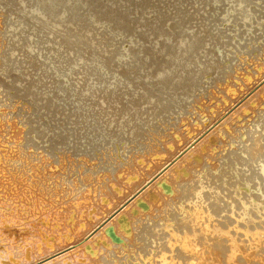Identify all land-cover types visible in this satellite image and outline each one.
<instances>
[{
	"label": "rangeland",
	"instance_id": "374dc122",
	"mask_svg": "<svg viewBox=\"0 0 264 264\" xmlns=\"http://www.w3.org/2000/svg\"><path fill=\"white\" fill-rule=\"evenodd\" d=\"M4 1V2H3ZM9 2V0H0V3L2 4V2H3V4L0 6V24L2 25V27L0 26V38H2V39H0V46H1V49L2 50H0V80H1V82H0V93H2L3 95H1L0 94V104H1V101H3L2 102V104L0 105V116H3V117H1L0 118V127H1V129H0V151L3 153V155L0 157V212H2V211H4V209H7V211L8 210H11V211H9V212H14V211H16V207H15V205H17L18 203H19V205H22L21 203H23L22 201H21V203L20 202H18V201H20V199L23 197V196H25V195H27V193L24 191V190H22L21 189V187L20 186H24L26 183H27V185H25V186H30V188H32V187H34V186H38L37 188L36 187H34V188H32L33 189V191L32 192H34V196H32L33 198L35 197V202H37V196L38 197H40L41 195L43 196H41L43 199H44V201H43V199L40 197L39 199H38V202L36 203V204H38L41 200V202H43V203H41V204H47L48 202L49 203H52L56 198L57 199H59V200H55V202H53L52 204H49V206H48V208H50V211H49V213L51 212V209H52V211L55 209V207H56V209L54 210V212H56V210H57V207H59L58 209L60 210V208H61V210L59 211V210H57V212H62V211H65V210H72L73 208L71 207V206H73V205H75L76 206V211H82V213L83 212H85L84 210H88V208L90 207V206H94L95 207V205H96V207H95V211H97V212H95V215H96V217H94V219H92L90 222H89V224L85 227V223L83 224V227H82V232L84 233V235L85 234H87V232L91 229V228H94L95 227V225H98L99 223H101L102 221H104L105 219L104 218H106V217H108L112 212H114L115 210L114 209H116L117 207H119V205L122 203V201L127 197V196H129L132 192H134L140 185H141V183L143 182V181H147V178H149L150 176H152L153 175V173L156 171V169H159V167H160V169L166 164V162H167V160H168V162H169V159H171V157L173 156V155H176V154H178L177 152L180 150H182L181 148H183L184 149V147H186L187 145V143H190L192 140L191 139H193V137H195V139L199 136L198 134H197V132L199 133V134H202L204 131H206L207 129H209L213 124L215 125L217 122H218V120H219V118H221L222 116H224L234 105H238L237 107H236V109L235 110H233L230 114H227V116L224 118V121H222V123H220V125H216L212 130L213 131H211L212 132V135H216V136H214L215 138H214V145H212L213 146V149H212V152H211V145H208L209 147H207V148H209V149H206V151H205V153H209V151L211 152V153H209V154H206L205 156H207L208 158L207 159H205L204 161H205V163L203 164V162L202 163H200V166H198V163H195L196 164V166H195V164L193 165L194 167H195V172H194V168H193V166H191L192 167V170H193V172H192V170H191V173H193V175L191 176V175H189L188 177H187V179H185V181L184 182H177L176 184H175V190H176V192H175V195H172V196H167L166 198H165V200H166V202H164V203H161L159 206H156V207H154L155 208V210L154 211H152V209L150 210V213H144V214H142L140 217L141 218H139V217H136V218H138L135 222H134V224H133V227L131 228L132 229V231H131V233L129 234V235H125L124 237H123V240L118 244V248H113L111 251H109L108 253H106V251L105 250H103V249H101L100 247H98V250L100 251V252H102V251H105V252H102V253H97V255L96 256H94V257H91V259H87V257H85L84 258V260H82V261H79V264H155L156 262H159L160 261V263H161V257L162 256H164V257H166V259H168L167 261H162V264H173V263H175V264H199L200 262L199 261H201V256H203V249L205 248V246H206V250L208 249L207 248V244L206 245H202L203 243H210V242H207L208 240L207 239H209V238H211L210 240H211V243H212V238H215L216 236L215 235H212L213 233H214V231H213V228H215V226L217 225V226H219L218 224H222V222L223 221H225V219H226V217H227V215H228V217L230 216V214H231V216H230V218H232V222L230 221V218H228V219H226L227 221H225L226 223H224L223 222V224H225V225H223L222 224V226H225V227H228V225H229V227H231L232 229H228L227 228V230H233V232L231 231V234L232 235H234L235 234V236L237 237V235H238V240L240 241V239L241 240H244V241H241L242 243H243V248H244V250H246V251H244V253H247V250L249 249V245H248V243H247V241H249V240H247L248 238H246V237H244L243 236V234H241V232L240 231H238L237 232V230H235V228L233 227V224H234V226H235V224H236V220L239 222V224H243L244 222H242L241 220H239L240 219V217L243 215H241V212H242V210H244L246 207H249L250 208V203H247L246 204V202H250V201H254V202H257L258 200V202H263V205H264V192H261V191H264V185H263V183H264V175L262 176L263 177V179L262 178H260L261 177V173L259 172V171H257L258 169H259V166H258V163L256 164V162L258 161V160H256L257 158H256V156H253L254 154H256L258 151H260V153H261V157L264 159V83L263 84H261L253 93H251L250 95H251V97H250V95L246 98V94H249L250 93V91H252L256 86H258V84L259 83H261L262 81L264 82V12H262V11H264V0H247V2H246V0H245V5H249V7H248V5H247V7H248V9L250 10V12H251V17H250V19H249V21H247V20H245V19H243V17H242V19H241V15L240 14H238V9H237V6L236 7H234V5H238L239 3V1L240 0H230V2H229V0H207V1H205V0H202V2L200 1V0H193L194 1V3H192L191 2V0H181L183 3H186V4H184V6L185 7H183V3H181L180 2V0H178V1H174V0H159V1H157V0H132L133 1V3L134 4H136V5H134V7H133V15H136V17L135 16H133L132 17V23H130V24H132V27L133 28H131V25H128V26H126V28L125 27H123V29H122V31H120V29H121V27L119 28V30H117L118 28L116 27V25L114 24V23H112L113 21H111L108 17H107V20H105L106 19V17L105 16H101L102 18H100V16L99 15H101V14H97L98 12L97 11H94L95 12V14L96 15H98V17H96V15H94V12H92V13H90L89 14V24H90V22H91V24H90V26H91V29L93 30V31H95L97 34H99V35H101L100 37H101V41L102 42H106L105 44H110V45H105L104 43V46L106 47V51L103 49V48H105V47H101V49L99 48V49H97V48H95L94 47V49H95V51H94V49L93 48H91V49H89V51H90V53H88V51H85V50H88V49H83V47L81 46L80 47V50H79V45L77 46H74V47H64V45H63V48H61V50H63V52H61L60 50H59V52H60V54L62 53V54H65L64 56H62V54L60 55V54H58V53H55V52H52V48H50L51 50H48V51H51L50 53L48 52L47 53V50H45V51H43L42 52V42H41V40L39 39L40 37H39V34L37 33V32H34L33 31V24H31V22H29L30 24H31V26H30V24H28V18H24L25 20H23L22 18V16L21 15H17V14H20V13H15V12H13V10L11 11H9V8H8V10H7V4H8V2ZM19 1V6L21 7H19L20 9H22V11H24V13H30L31 11H32V4H31V6H29L30 5V3H27L26 2V0L25 1H23V0H17V2ZM135 1V2H134ZM140 1H141V3H143V4H141L140 3ZM170 1V2H169ZM190 3H189V2ZM196 1L198 2V4L196 3ZM213 1V3L214 2H216V4H213L212 3V5H211V2ZM227 1V2H226ZM20 2H21V5H20ZM139 2V3H138ZM165 2H166V4H165ZM176 3V6L177 7H182V8H184V9H192V10H189L190 11V13H192V15L193 14H195L196 15V17H195V15H193L194 16V20H195V18H196V20L193 22L194 24H193V26L194 27H197V26H199V24H201L202 22L203 23H205V24H203L204 26L206 25V26H208V27H206V29H207V34L208 35H210V36H212V37H210V36H208L207 34H206V36H208V37H206V36H204V39H205V41H207V42H205L204 41V45H206V46H204L205 48V51H207L206 49H208V52L210 51L209 50V46H211V51L209 52V53H211L213 56H222L221 57V59L223 60V62H222V64L225 66V67H227L226 69H228V70H225V72H227V73H225V74H223L222 75V77H219V78H216L217 76H215L214 74H212V77H211V73H209L208 75H207V77L205 76V78H204V85H206V86H204V87H201V86H203V83L201 84V88L199 87V89H198V87H197V89L195 90V89H193L191 92H190V94H188L187 96H185V98H184V101H187L186 103L184 102V104H186L185 106V108L186 109H188L189 108V110H186V112H185V109H180L179 111H176V113H173L172 115H170L169 116V119L170 120H168V118L167 119H165V121L163 122V121H159L160 122V124L159 125H161V127L164 125V128L166 129V125H167V129L165 130L164 129V131H158V130H156V129H154V128H151V129H148V131H146L145 130V134H147L146 135V137L148 136V138L150 137V136H152V137H150L149 138V140L147 141V143L146 144H144L142 147H137V148H133V145L131 144V142H132V140H129V138L131 137V133L128 131V129H126V128H124V129H122L120 132L118 131L117 133H116V131H115V133H114V130H117V128H116V126H115V123H108L107 124V122L106 121H103L102 122V124L105 126H102V124L100 123H97L94 119H93V117L91 116V113L90 112H86V110L84 109V111L79 115V118H75V117H73L75 120H77L78 121V123H77V125L76 126H78L80 129H81V127H82V129L84 130V129H86L87 127H90V126H96V132H95V135L98 137V140L100 141V142H102V143H100V146L97 148V149H95V152H97V154H98V151L102 154V156L100 157V156H98V155H100V154H96L95 153V155H96V157L98 156V158L97 159H95L96 157H94V151H93V153L91 154V155H89L88 153H84L85 151L84 150H86V148H89V145H88V141H87V139H85V138H82V139H75L74 137H72L73 135V133L71 132L72 131V129L74 128V127H72L73 125L71 124V122L68 120V118H69V111L73 108V106H75V105H81V107L82 108H86L85 107V103L87 102V100H89V98L91 99V98H94V97H92L91 96V93L92 92H89V89H87V85H88V88H90V87H93V88H96V84L97 83H95L97 80H96V78H95V76H93V78H92V76H91V74L92 73H94L96 70H99V73L101 72L106 78H107V80H110V79H115L116 81V83H118V82H122V81H124L125 80V84L127 85L128 83V85H129V87H132V90L134 91V90H138L137 88L136 89H134L136 86L138 87V81L137 80H134L132 77V75H131V79H130V75L128 74H126V73H123L124 71H122L124 68H130L131 66H133L132 67V69H135V68H139L138 66L139 65H143V63L142 62H144V63H148V67L149 66H153V69L155 68H157L156 67V65H153L152 63H151V57H150V54H149V52H148V50H149V48L151 47H154V42H156V41H153V40H151V41H149V43L148 42H146L145 41V39L143 38V36L141 35V31L139 30V20L138 19H140V17L143 15V14H141V13H144V15L141 17V19L143 18V17H145V18H143V20H153V18L155 17L154 15H155V13L153 12V11H156L157 9H158V7H159V9L160 10H162V11H167L166 12V14H168V16H166V15H164V17H163V20L164 21H162L163 23H162V26H163V28L166 30V29H170L169 30V32H171V33H169L168 32V30H166L168 33H169V35H166V37H162L161 38V40L160 41H163V40H165V41H168L169 43H173V42H177L176 40L179 38V37H181V36H183L185 33H182V32H187L184 36H186L187 34H188V29L186 30V28H185V30L186 31H184V29L183 28H181L180 26L178 27V26H176V24L178 25V21H177V19L171 14V11H170V7L173 5V4H171V3ZM179 2V3H178ZM204 2L206 3L205 5H204ZM208 2V3H207ZM218 2V3H217ZM221 2H223V3H221ZM226 2V3H225ZM101 3V2H100ZM160 3V4H159ZM192 3V4H191ZM202 3V4H201ZM238 3V4H237ZM247 3V4H246ZM5 4V5H4ZM25 4H26V6H25ZM144 4H145V6H144ZM155 4V5H154ZM165 6H164V5ZM189 6H188V5ZM191 4V5H190ZM201 4V5H200ZM222 4H225V5H222ZM233 5V6H230V5ZM89 5V4H88ZM154 5V6H153ZM180 5H182V6H180ZM187 5V6H186ZM211 5V6H210ZM222 5V6H221ZM226 5L228 6V7H226ZM4 6H5V8H4ZM87 6V5H86ZM153 6V7H152ZM174 6V5H173ZM191 6V7H190ZM200 6V9L198 10V13H199V15H198V13L196 12L197 10L196 9H198V7ZM206 6V7H205ZM26 7V10H24V8ZM28 7V8H27ZM136 7V8H135ZM139 7H141L140 9H138ZM142 7H144V8H142ZM146 7L147 8H149V10L151 11V13H149V11H146V10H148V9H146ZM193 7H194V11H193ZM203 7V8H202ZM205 7V8H204ZM212 9H211V8ZM217 7V8H216ZM224 7V8H223ZM229 7H231V8H229ZM234 7V8H233ZM86 8H88V6L87 7H85V9ZM155 8H156V10H155ZM29 9V10H28ZM136 9V10H135ZM209 9H210V11H209ZM218 9H220V10H218ZM224 10V11H222V10ZM229 9V10H228ZM5 10H6V12H10V13H6L5 12ZM196 10V11H195ZM218 10V11H217ZM229 12H228V11ZM233 10V11H232ZM254 10V11H253ZM26 11V12H25ZM137 11H139V12H137ZM144 11V12H143ZM260 11V12H259ZM135 12V13H134ZM196 12V13H195ZM207 14H206V13ZM217 12V13H216ZM223 12V13H222ZM255 12V13H254ZM259 12V13H258ZM13 13V14H12ZM16 15H15V14ZM203 13H204V15H205V19L204 18H202V16L204 17V15H203ZM220 13H221V15H220ZM260 13H261V15H260ZM4 14H6V15H4ZM139 14V15H138ZM141 14V15H140ZM150 14H152V15H150ZM229 14V15H228ZM257 14V15H256ZM263 14V15H262ZM15 15V16H14ZM94 15V16H93ZM173 17H172V16ZM198 15V16H197ZM209 15V16H208ZM212 15V16H211ZM255 15V16H254ZM3 16V17H2ZM12 16V17H11ZM17 16H18V19L19 20H21L20 22H19V20L17 19ZM152 16H154V17H152ZM170 16V17H169ZM212 18H211V17ZM221 16V17H220ZM227 16V17H226ZM240 16V17H239ZM256 16H258V17H256ZM6 17V18H5ZM15 17H16V19H15ZM168 17H169V23H168ZM175 18V19H172V18ZM202 18V21H201V18ZM209 17V18H208ZM226 17V18H225ZM260 17V18H259ZM263 17V18H262ZM3 18V19H2ZM7 18H9V19H7ZM98 18V19H97ZM100 18V19H99ZM165 18H167V19H165ZM172 20H171V19ZM208 18V19H207ZM220 18V19H219ZM258 21V22H256L255 21V19ZM259 20H258V19ZM1 19H2V21H1ZM6 19V20H5ZM28 19V20H27ZM93 21H91V20ZM109 19V20H108ZM134 19V20H133ZM199 21H198V20ZM213 19H215V20H213ZM222 19H223V21H222ZM225 19V20H224ZM11 20V21H10ZM23 20V21H22ZM97 21V23H96V21ZM207 20H209L210 21V23H209V21H207ZM217 20V21H216ZM219 20V21H218ZM240 20V21H239ZM243 20V22H241ZM254 20V21H253ZM263 20V21H262ZM6 21V22H5ZM7 21H8V23H7ZM10 21V22H9ZM55 21V22H54ZM53 22V28L55 29V28H62L63 26V24H60V22H59V20H57L58 21V23L59 24H57V21L56 20H54ZM98 21L101 23L100 24V27H99V23H98ZM108 21V22H107ZM109 21H110V23H109ZM172 21H174V23L172 22ZM178 23H177V22ZM215 21V22H214ZM5 22V23H4ZM25 22V23H24ZM175 22H176V24H175ZM197 22H198V24H197ZM247 24V25H245V23ZM254 22V23H253ZM10 23H14V25L13 24H10ZM22 23V24H21ZM24 23V24H23ZM27 23V24H26ZM96 23V24H95ZM107 23V24H106ZM137 23H138V25H137ZM173 23V24H172ZM217 23V24H216ZM239 23V24H238ZM260 23V25H258ZM262 23V24H261ZM3 24H4V26H3ZM8 24V25H7ZM18 24V25H17ZM26 24V25H25ZM57 24V25H56ZM70 24H71V22H70ZM106 24V25H105ZM167 24V25H166ZM222 24V25H221ZM237 24V25H236ZM248 24H251L250 26L248 25ZM253 24H255V25H253ZM13 25V26H12ZM60 25V26H59ZM108 25V26H107ZM175 27H174V26ZM219 25V26H218ZM243 27H242V26ZM263 25V26H262ZM7 26V27H6ZM29 26V27H28ZM71 26V25H70ZM93 26V27H92ZM105 26H107V27H105ZM112 26V27H111ZM135 26H137L136 28H135ZM211 26V27H210ZM246 26H248V29L249 28H251L252 26V29H250V30H248L247 29V27ZM11 27V28H10ZM16 27H17V30L15 31V29H16ZM129 28V30H128V28ZM173 27V28H172ZM214 27V28H213ZM216 27V28H215ZM220 27H221V29H220ZM262 27H263V29H262ZM9 28V29H8ZM28 28H30V29H28ZM96 28H97V30L99 31H96ZM104 28V29H103ZM106 28V29H105ZM109 28H111L110 30H109ZM113 28V29H112ZM212 28V29H211ZM226 28V29H225ZM240 28H242V29H240ZM24 29V30H23ZM32 33H28L27 31L28 30ZM95 29V30H94ZM116 29V30H115ZM127 29V30H126ZM174 29H176L175 31H174ZM182 29V30H181ZM210 29V30H209ZM216 29V30H215ZM246 29V30H245ZM254 29V30H253ZM102 30V31H101ZM136 30V33H134V31ZM182 32H181V31ZM208 30L210 31L209 33H208ZM218 30V31H217ZM220 30H222V31H220ZM225 30H226V32H225ZM242 31V33H241V31ZM243 30H245V31H243ZM259 30V31H258ZM5 31V32H4ZM8 31V32H7ZM11 31V32H10ZM19 31H21V33H19ZM26 31V32H25ZM110 31H112V32H110ZM114 31V32H113ZM116 31H118V33L116 32ZM125 31L127 32V33H125ZM133 31V32H132ZM216 31V32H215ZM228 31V32H227ZM253 31H254V33H253ZM25 32V33H24ZM70 32V31H69ZM68 32V33H69ZM72 33L70 34H68L67 33V35H78V31H74V33H73V31H71ZM103 32V33H102ZM130 32V33H129ZM139 34H138V33ZM175 32H177V34L175 33ZM213 32H214V34H213ZM218 32V33H217ZM223 32V33H222ZM248 32V33H247ZM262 32V33H261ZM14 33V34H13ZM34 33V34H33ZM101 33V34H100ZM114 33H116L115 34V36L116 35H118V36H116V37H114ZM123 33V34H122ZM125 33V34H124ZM128 33H129V35H128ZM132 33V34H131ZM134 33V34H133ZM245 33V34H244ZM247 33V34H246ZM252 33V34H251ZM260 33H261V35H260ZM16 34V35H15ZM17 34H19L18 36H20V35H22V36H20V37H22V39H21V41L18 39L19 37L17 36ZM31 34V35H30ZM96 34V35H97ZM119 34H121V35H119ZM137 34V35H136ZM172 34H174V36L172 35ZM176 34V35H175ZM180 34V35H179ZM213 34V35H212ZM242 34H244V35H242ZM3 35H4V37H3ZM16 37H15V36ZM27 37H26V36ZM127 35V36H126ZM132 35H134V36H132ZM139 35H140V38H139ZM217 35V36H216ZM247 35H248V37H247ZM257 35H260L261 37H262V39L260 38V36H257ZM14 36V37H13ZM31 36V37H30ZM107 38H106V37ZM126 36V37H125ZM134 37V38H132V37ZM138 38H137V37ZM179 36V37H178ZM243 36H245V37H243ZM6 37V38H5ZM8 37V38H7ZM39 37V38H38ZM67 37V36H66ZM64 38V39H67V38ZM94 37H95V33H94ZM112 37H113V40H110V39H112ZM171 37V38H170ZM215 37V38H214ZM220 37V38H219ZM4 38V39H3ZM37 38V39H36ZM107 39L108 40V38H109V40L107 41V40H105V39ZM115 38V39H114ZM121 38H122V40H121ZM158 40L160 39V38H158V37H156ZM155 38V39H156ZM165 38V39H164ZM212 38V40L211 41H209V39H211ZM219 38V39H218ZM248 38V39H247ZM127 39V40H126ZM140 39V40H139ZM156 39V40H157ZM168 39H170V40H168ZM217 39H218V41L220 42V43H218V41H217ZM227 41H226V40ZM254 39V40H253ZM2 40V41H1ZM4 40H6V42L8 43V45H7V43L4 41ZM9 40H10V43H9ZM17 40L19 41L18 43H17ZM24 40V41H23ZM39 40V41H38ZM67 40H69V42L68 43H66L67 45H65V46H68V44L70 43V42H72L69 38L67 39ZM104 40V41H103ZM231 40H233L232 42H231ZM250 40V41H249ZM26 41V42H25ZM121 41V42H120ZM137 41L138 42H140L139 44H137ZM141 41H143V42H141ZM213 41V42H212ZM246 41H247V43H246ZM4 42V43H3ZM33 42V43H32ZM63 43L64 41L63 40H61L60 41V43ZM114 42V43H113ZM118 42V43H117ZM133 42V43H132ZM151 42V43H150ZM179 42L181 43H183L184 42V40H180L179 39ZM212 43V45H211V43ZM222 42H224V43H222ZM16 43V44H15ZM26 43H29V44H26ZM31 43V44H30ZM62 43H61V45H62ZM111 43H113L112 45H111ZM120 43V44H119ZM206 43V44H205ZM214 43H216V44H214ZM218 43V44H217ZM231 43L233 44L232 45V47H231ZM258 45H257V44ZM4 44V45H3ZM13 44H15V46L13 45ZM18 44H19V46L20 45H22V46H18ZM135 44V45H134ZM149 44V45H148ZM220 44V45H219ZM223 44H225L224 46H223ZM7 45V46H6ZM31 45V46H30ZM41 45V46H40ZM74 45V44H73ZM132 45V46H131ZM151 45V46H150ZM214 45H216V46H214ZM228 47H227V46ZM239 45V46H238ZM5 46V48H3ZM14 47L13 49H11L12 47ZM26 46H28V47H26ZM34 46V47H33ZM36 46V47H35ZM111 46V47H110ZM113 46V47H112ZM124 46V47H123ZM142 46H143V48H142ZM213 46H214V49H213ZM222 46V47H221ZM230 46V47H229ZM11 47V48H10ZM19 49H18V48ZM75 47H77L76 49H75ZM110 47V48H109ZM138 47H139V49H138ZM146 47H149V48H146ZM237 47V48H236ZM22 48V49H21ZM34 49V50H32V49ZM66 50H65V49ZM70 48H71V50L72 51H74L73 49H75V50H79V53H77V52H72L71 50H70ZM83 49V51H82V49ZM108 48V49H107ZM120 48V49H119ZM226 48V49H225ZM228 48V49H227ZM3 49H4V51H6L5 53L3 52ZM9 49H11V50H9ZM15 49V50H14ZM93 49V50H92ZM213 49V50H212ZM222 49V50H221ZM8 50V51H7ZM19 50H21V51H19ZM24 50H27V52L29 53V55H30V57L31 58H33V60H34V63L32 62V64H29V65H27V69H29L30 67L31 68H33V69H29V70H25L26 72H23V74H21L20 72H17V73H15V71L16 70H13L12 71V69H14L13 68V64H14V62H16L17 63V61L20 59H23V57L25 56V55H28V53L25 51V54H24ZM114 50V52H111V51H113ZM116 50V51H115ZM118 50V51H117ZM136 50V51H135ZM140 50H142V51H144V52H140L139 54H138V56H141V58H142V60H140L139 58L140 57H138L137 56V53L140 51ZM223 50H225L224 52H223ZM227 50V51H226ZM2 51V52H1ZM37 51V52H36ZM66 51V52H65ZM96 51H97V53H96ZM103 51H105V52H103ZM124 51H126V52H128V53H126V52H124ZM135 51V52H134ZM214 51L217 53L216 55H214L215 53H214ZM18 52H21V53H18ZM46 52V53H45ZM71 52V53H70ZM82 52V53H81ZM88 54H87V53ZM100 52V53H99ZM108 52V53H107ZM123 52V53H122ZM227 52H228V54H227ZM229 52H230V54H229ZM8 53V54H7ZM23 53V54H22ZM44 53V54H43ZM55 53V54H54ZM70 53V54H69ZM95 53V54H94ZM110 53V54H109ZM125 53L127 54V55H125ZM146 53V54H145ZM9 55V60L10 61H13V63L11 62V64H10V66H8L9 64H8V60H5V55ZM20 54V55H19ZM75 56H74V55ZM101 54H103V56L105 57H103V56H101ZM107 54H109V55H107ZM114 54V55H113ZM123 54V55H122ZM128 54H130V55H128ZM225 54V55H224ZM11 55V56H10ZM18 55V56H17ZM51 57V59L49 58V56ZM52 55H54L53 57H52ZM56 55V56H55ZM58 55V56H57ZM73 55V56H72ZM76 55H77V57H76ZM142 55H144V56H142ZM203 55V54H202ZM224 55V56H223ZM17 56V57H16ZM21 58H20V57ZM23 56V57H22ZM68 56H69V58H68ZM97 56V58H95ZM110 56L114 59L115 57V59L113 60L114 61V63L117 65V66H119V68L121 67L122 69H120L121 71H122V73H121V71H119L118 69L119 68H117V67H115L114 69H112L111 68V70L113 71L112 73H114V70H118L119 72H117V71H115L116 73H118V74H115L114 75V77H112V74L109 72V71H111L110 70V66L109 65H107L108 64V58H110ZM136 58H138V59H136V60H134V61H139V63L137 62H133L132 63V59L134 58L135 59V57ZM228 56V57H227ZM58 57H60V59L62 60L63 58L62 57H64V59L61 61V60H59V58ZM86 57V58H85ZM123 57V58H122ZM198 57V56H197ZM196 57V62L198 63L199 62V60H203L202 59V57L199 55V57L197 58ZM49 58V59H48ZM58 58V60L55 62V59H57ZM91 58V60H89V59ZM101 58H103V59H101ZM120 58H121V60H120ZM131 58V59H130ZM150 58V59H149ZM233 58V59H232ZM4 59V60H3ZM13 59H15V60H13ZM46 59V60H45ZM52 59H54V62H52L51 60ZM66 59H68L69 60V63L67 62L68 60H66ZM79 59H81V61L79 60ZM82 59H85V60H82ZM88 59V60H87ZM98 61H97V60ZM101 59V60H100ZM130 59V60H129ZM143 59H145L146 61H144ZM164 59H166L165 57H164ZM225 59H226V61H225ZM232 60V61H230V60ZM76 60V61H75ZM103 60H104V62H103ZM116 60V61H115ZM128 60V61H127ZM221 60V61H222ZM3 61V62H2ZM37 61V62H36ZM44 61H46V62H44ZM50 61L52 62V64L50 63ZM64 61V63L66 62L67 63V65L66 64H64V65H66V66H64L63 65V67H64V70H63V67L60 65L61 64V62H63ZM80 62L79 63V65H78V63L77 62ZM87 61V62H86ZM91 61V62H90ZM101 61V62H100ZM123 61H125V63L123 62ZM141 61V62H140ZM148 61V62H147ZM58 62V63H57ZM70 62L73 64V63H76V65L75 64H70ZM96 62H98V63H96ZM123 62V63H122ZM129 62V63H128ZM225 62L227 63V64H225ZM230 62H232V64H230ZM31 63V62H30ZM56 63V64H55ZM84 63V64H83ZM86 63V64H85ZM90 63V64H89ZM91 63H93V65H91ZM101 63V64H100ZM102 63L105 65H102ZM105 63H107V64H105ZM118 63V64H117ZM121 63V65H119ZM135 63H136V65H135ZM140 63H142V64H140ZM199 63H202V61H200ZM198 63V64H199ZM8 64V65H7ZM35 64V65H34ZM46 64V65H45ZM51 64V65H50ZM59 64V65H58ZM82 64V65H81ZM123 64L125 65V66H123ZM134 64V65H133ZM139 64V65H138ZM146 64H144L143 65V67H146ZM34 65V66H33ZM37 65V66H36ZM41 67H40V66ZM50 65V66H49ZM53 65H57V66H53ZM69 65H71L70 67H72V68H70V71H69ZM86 65V67L84 68V66ZM87 65H89V66H87ZM99 65V67L101 68V70H100V68L99 67H97ZM129 65H131V66H129ZM138 65V66H137ZM227 65H230V66H227ZM4 66V67H3ZM6 66V67H5ZM30 66V67H29ZM48 66V67H47ZM59 66V67H58ZM61 66V67H60ZM79 66V67H78ZM82 66V67H81ZM93 66V67H92ZM109 66V67H108ZM137 66V67H136ZM151 66V67H152ZM198 66V65H197ZM43 67V68H42ZM44 67H45V70H44ZM77 67V68H76ZM94 68L95 69V71H94V69L92 70V68ZM135 67V68H134ZM225 67H223V68H225ZM8 68H12V69H9L8 70ZM35 68V69H34ZM47 68V69H46ZM48 68H49V70H48ZM53 68V69H52ZM58 70H57V69ZM67 68V70H65ZM85 70H84V69ZM96 68H98V69H96ZM104 68H107V71L106 72H109L110 74V76L108 75V74H104V73H106L105 72V69ZM127 68V69H128ZM3 69V70H2ZM25 69V68H24ZM39 69H41V70H39ZM62 71H61V70ZM73 69H74V71H73ZM83 69V70H82ZM87 69H89V70H87ZM131 69V68H130ZM7 70H8V72L11 74V73H13V75H9V74H7L6 72H7ZM42 70H44V71H42ZM52 70V71H51ZM57 70V71H56ZM76 70V71H75ZM79 70V71H78ZM82 70V71H81ZM91 70V71H90ZM103 70H104V72H103ZM109 70V71H108ZM224 70V69H223ZM32 71V72H31ZM39 71V72H38ZM61 71V72H60ZM69 71V72H68ZM78 71V74H75L76 72ZM87 71H88V73H87ZM89 71H90V73H89ZM94 71V72H93ZM157 71H159L160 72V70H157ZM50 74H49V73ZM64 73V74H61V73ZM76 75H73L72 76V74L73 73ZM81 72H82V74H81ZM84 72H86V73H84ZM26 73H28L29 75H27ZM31 73L33 74V75H31ZM43 73V74H42ZM47 73V74H46ZM54 73V74H53ZM120 73V74H119ZM20 74V75H19ZM34 74H36L35 76H34ZM46 74V75H45ZM49 74V75H48ZM53 74V75H52ZM58 74H60V75H58ZM66 74H68L67 75V77H66ZM85 74H87V77H88V79H92V83H91V85L89 84L90 82H89V80L87 79V81L85 82V80H86V76H85ZM227 74V75H226ZM24 75H26L25 77H24ZM52 77H51V76ZM63 75H65L64 76V78H63ZM78 75H81V76H79L78 77ZM90 75V76H89ZM110 77V78H108V76ZM121 75V76H120ZM6 76H8V77H6ZM20 76H21V78L22 79H24V80H22L21 78H20ZM32 76V77H31ZM38 76V77H37ZM42 76V77H41ZM51 78H55V77H57V78H55V80L54 79H51ZM124 76V77H123ZM223 76H226V77H223ZM13 78V77H15L16 79H17V81L16 82H18V83H16V85L15 86H17V88H16V90L19 92V94H15V90H13V93L9 90L8 91V89H11V84H12V79L11 78ZM42 79H40V78ZM45 77H46V80H43V79H45ZM58 77H60V78H58ZM70 77V78H69ZM71 77H73L72 79L73 80H71ZM81 77H84L83 78V80H81L82 78ZM91 77V78H90ZM118 77V78H117ZM208 77H210V78H208ZM33 78L37 81V80H40L41 82H42V84L40 83V86L42 87V85L44 86V88H45V86H46V88L47 87H49V89H50V87L52 86L53 88H51L52 90H47V89H44V88H41V87H39L40 89H42V90H45V95L49 98V100H50V102H52L50 105H48L47 107H45V106H43V110H42V106H39V105H42L43 103H41V102H39L38 103V101H37V98H36V95L34 96V88L32 87V86H30V85H32V82L34 81L33 80ZM63 80H62V79ZM66 78V79H65ZM67 78H69V79H67ZM81 80H79V79ZM208 78V79H207ZM215 78V79H214ZM222 78V79H221ZM243 78V79H242ZM245 78H247L246 79V81H245ZM30 79H32L31 81H29L28 83H27V81L28 80H30ZM78 79V80H77ZM85 79V80H84ZM95 81H94V80ZM119 79V80H118ZM128 79V80H127ZM133 79V80H132ZM210 79V80H209ZM214 80V82H213V80ZM217 79H219L217 82H216V80ZM241 80L242 79V82H243V84L241 85L240 83H242L241 81H239V80ZM5 81V84H4V81ZM21 80V81H20ZM50 80H51V82H50ZM57 80H59V81H61V83L60 82H58ZM70 82H69V81ZM76 80V81H75ZM129 80H131L130 82H129ZM207 80H209V82L207 81ZM230 80V81H229ZM49 81V82H48ZM58 82V84H57V82ZM72 81H73V83H72ZM74 81H75V83H74ZM142 81L143 82H145V80H143L142 79ZM234 81L238 84V85H240V87L236 84V83H234ZM249 81V82H248ZM23 82V83H22ZM26 82V83H25ZM47 84H46V83ZM54 82H56V83H53ZM62 82H64V83H62ZM77 82V83H76ZM79 82V83H78ZM84 84H83V83ZM93 82H94V84H93ZM126 82H128V83H126ZM136 82H137V84H136ZM213 82V83H212ZM227 82H229L230 84H228ZM2 83V84H1ZM6 83H8V85L6 84ZM31 83V84H30ZM44 83V84H43ZM51 83H52V85H51ZM85 83H86V85H85ZM206 83V84H205ZM209 83V84H208ZM4 84V85H3ZM21 84H22V87H21ZM30 84V85H29ZM46 84V85H45ZM64 84V85H63ZM76 85V88H74L75 90L74 91H72L73 89V86H75ZM78 84V85H77ZM227 84V85H226ZM233 84V85H232ZM4 86V87H1V86ZM5 85H6V87H5ZM27 85V86H26ZM53 85H55V86H53ZM67 85H69V87L67 86ZM70 85H73V86H71L70 87ZM79 85H81V86H79ZM232 87H230V86ZM235 85H237L236 87H235ZM57 86V87H56ZM62 86V87H61ZM90 86V87H89ZM224 86L228 89H226V88H224ZM31 87H32V89H31ZM64 87H65V89H64ZM83 87V88H82ZM85 87H86V89H85ZM206 87V89H204ZM5 88H6V90H5ZM23 88H25V89H23ZM26 88L28 89V90H26ZM30 88V89H29ZM56 88H57V90H56ZM60 88V90L61 91H58V89ZM61 88H63V89H61ZM67 88V89H66ZM72 89V90H71ZM78 89H80L84 94H82V92L80 91V90H78ZM83 89V90H82ZM85 89V90H84ZM91 89V88H90ZM101 89V88H100ZM202 89V90H201ZM19 90H22V91H19ZM53 90H55V92L53 91ZM62 90H63V92H62ZM69 90H70V92L71 93H68L69 92ZM86 90H88V91H86ZM203 90H207V91H203ZM221 90H223V91H221ZM228 92H227V91ZM24 91H25V93H24ZM26 91H27V93H26ZM30 91V93H28ZM33 91V92H32ZM50 91H53V92H50ZM65 91V92H64ZM76 91H79L80 93H78V92H76ZM195 91V92H194ZM3 92H7V94L6 93H3ZM23 92V93H22ZM94 92V91H93ZM197 92V93H196ZM200 92V93H199ZM233 92V93H232ZM9 93V94H8ZM21 93V94H20ZM192 93V94H191ZM202 93V94H201ZM229 93V94H228ZM14 95L13 97H11L10 95ZM26 94L27 95H30L29 97L28 96H26ZM33 94V95H32ZM52 94H54V95H52ZM58 94H59V96H58ZM78 94V95H77ZM80 94V95H79ZM88 94H90V95H88ZM8 95V96H7ZM24 95L26 96V97H28V100L26 99V97H24ZM71 95H73L74 96V98H73V96L71 97ZM100 95H102V93L100 94H98V96H97V98L96 99H98V101L99 102H97L96 101V99H93V100H95L94 101V104H95V107L97 108V107H99V105L101 106L100 108H102V107H107L103 102H101V99H102V97H100ZM194 95V96H193ZM7 98H6V97ZM50 96V97H49ZM54 98H53V97ZM56 96H58V97H56ZM63 96V97H62ZM68 96V97H67ZM70 96V97H69ZM76 96L77 97H80V98H76ZM91 96V97H90ZM3 97H4V99H3ZM9 97H11V98H13V99H11V98H9ZM21 97V98H20ZM32 97H35L36 98V101L34 102V103H36V106H34L35 104L33 103V101L35 100L34 98H32ZM46 97V98H47ZM56 97V98H55ZM193 97V98H192ZM244 98V101L245 102H243V101H241L242 100V98ZM1 98L3 99V100H1ZM23 98V99H22ZM25 98V99H24ZM67 98V99H66ZM70 98V99H69ZM75 98L76 99H79V101L78 100H75ZM84 98V99H83ZM228 98V99H227ZM249 98V99H248ZM7 99V100H6ZM21 99V100H20ZM55 99V100H54ZM57 99H58V101L60 102V104H59V102L57 101ZM61 99V100H60ZM241 99V100H240ZM248 99V100H247ZM11 102H10V101ZM20 100V101H19ZM24 102H23V101ZM40 100V99H39ZM70 100V101H69ZM73 100V101H72ZM5 101H6V103H5ZM29 101H30V103H29ZM67 101V102H66ZM75 101V102H74ZM81 101H83V102H81ZM85 101V102H84ZM13 102H15V103H13ZM32 102V103H31ZM72 102V103H71ZM76 102H77V104H76ZM96 102V103H95ZM238 102V103H237ZM20 103V104H19ZM22 103V104H21ZM23 103H28V106L25 104L24 106H23ZM69 105L68 107H65V106H67V104ZM74 103H75V105H74ZM98 103H99V105H98ZM189 103V104H188ZM241 103H243V104H241ZM15 104V105H14ZM32 104V105H31ZM34 104V105H33ZM53 104V105H52ZM62 104V105H61ZM73 104V105H72ZM187 104L189 105L188 106V108H187ZM2 105H4V107L2 108ZM13 105V106H12ZM20 105L22 106L21 108H20ZM38 105V106H37ZM77 105V106H78ZM96 105H98V106H96ZM16 106V107H15ZM27 106V107H26ZM32 106H34V107H32ZM50 106V107H49ZM205 107V109H204V107ZM209 106V107H208ZM7 107H9L8 108V111H7ZM19 107V108H18ZM60 107V108H59ZM207 107V108H206ZM5 108V109H4ZM10 108H12V109H10ZM13 108L15 109V110H13ZM22 108H24V109H22ZM34 108V109H33ZM38 108H41V109H38ZM71 108V109H70ZM202 108V109H201ZM209 108V109H208ZM230 108V109H229ZM19 109V110H18ZM46 110V112H45V110ZM61 109V110H60ZM67 109V110H66ZM70 109V110H69ZM204 109V110H203ZM208 109V110H207ZM4 110V111H3ZM24 110V111H23ZM25 110H26V112H25ZM29 110V111H28ZM49 110V111H48ZM201 110H202V112H204V113H201ZM5 111H7V113H5ZM9 111H10V113H11V115H12V117H13V119L11 118V115H10V113H9ZM17 111V112H16ZM32 111L34 112V113H32ZM37 111H41V113H39V116H38V113H37ZM52 111V112H51ZM59 111V112H58ZM80 111V110H79ZM182 111V112H181ZM205 111H206V113H205ZM207 111H209V113L207 112ZM29 112V113H28ZM51 112V114H49ZM56 112V113H55ZM58 112V113H57ZM81 112V111H80ZM181 112V113H180ZM184 112V113H183ZM241 112V113H240ZM3 113H5L4 115H3ZM23 113V114H22ZM28 115H27V114ZM43 113H44V115H43ZM47 113H48V115H47ZM54 113V114H53ZM85 113H86V115H85ZM89 113H90V116H88L89 115ZM32 116H31V115ZM36 114V116H34ZM41 114V115H40ZM58 114H60V115H58ZM66 114H67V116H66ZM176 114V115H175ZM177 114L179 115V116H177ZM6 115V116H5ZM14 115V116H13ZM16 115L18 116V117H16ZM54 115H56V117L54 116ZM174 115H175V117H174ZM197 115L199 116V118H197ZM8 116V117H7ZM20 116V117H19ZM29 116H30V118H29ZM44 116V117H43ZM47 116H49L48 118H47ZM54 117V119H52L53 117ZM61 116V117H60ZM185 116V117H184ZM202 116V117H201ZM221 116V117H220ZM16 117V120L14 119ZM22 117V118H21ZM25 117V118H24ZM38 117V118H37ZM81 117V118H80ZM182 117H184V118H182ZM11 118V119H10ZM20 118V119H19ZM29 120V122H28V120ZM51 118V119H50ZM59 118V119H58ZM82 118H83V120H82ZM92 118V119H91ZM180 118V119H179ZM185 119L184 121L182 120V119ZM193 118V119H192ZM194 118H196L195 120H194ZM201 118H203V119H201ZM8 121H7V120ZM35 119V121L33 122V120ZM50 119V120H49ZM88 119H89V121H88ZM177 119H179L178 121H176ZM198 119H201V120H203L204 121V119H205V121L203 122V125H201V123L202 122H200L201 120H198ZM5 120V121H4ZM10 120H12V121H10ZM14 120V121H13ZM40 120H41V122H40ZM56 120H58V121H56ZM60 120V121H59ZM64 120V121H63ZM66 120V121H65ZM82 120V121H81ZM91 120V121H90ZM187 120V121H186ZM7 121V122H6ZM10 121V122H9ZM19 121H20V123H19ZM22 121V122H21ZM38 121V122H37ZM45 121V122H44ZM50 121V122H49ZM52 121V122H51ZM93 121V122H92ZM175 121H176V125H175ZM198 121H199V123L200 124H198ZM13 124H12V123ZM36 122H37V124H36ZM40 122V123H39ZM51 126H49L47 123ZM61 122V123H60ZM66 122V123H65ZM68 122V123H67ZM83 122L85 123V124H83ZM163 122V123H162ZM185 122V125H183V123ZM188 122V127H187V123ZM19 123V124H18ZM25 123V124H24ZM57 124L56 125V127H55V125L54 124ZM60 123V124H59ZM88 123V124H87ZM162 123V124H161ZM166 123V124H165ZM195 123V124H194ZM1 124H2V126H1ZM5 124H7V125H5ZM16 124V125H15ZM20 124H21V126H20ZM24 124V125H23ZM27 124V125H26ZM30 124V125H29ZM38 124H40V125H38ZM41 124H44L43 126L41 125ZM59 124V125H58ZM62 124V125H61ZM68 124H70L69 126H68ZM79 124V125H78ZM90 124V125H89ZM113 125V126H110V125ZM170 124V125H169ZM53 125H54V127H53ZM86 125H88V126H86ZM98 125V126H97ZM108 125V126H107ZM169 125V126H168ZM195 126L196 127V129L194 128V126H193V128L191 129V126ZM199 125V126H198ZM3 126H5V127H3ZM13 128H12V127ZM18 126H19V128H18ZM45 126V127H44ZM46 126H47V129H46ZM61 128H60V127ZM72 127V129H71V127ZM85 126V127H84ZM102 126V127H101ZM110 126V127H109ZM115 126V127H114ZM170 126H173V128H174V130H173V128L171 127V129H170ZM184 126V127H183ZM204 128H206L205 130L203 129V127ZM15 127V128H14ZM25 127V128H24ZM40 127V128H39ZM43 129H42V128ZM57 127H59V128H57ZM67 127V128H66ZM99 127V128H98ZM107 127H108V129H107ZM182 127V128H181ZM187 127V128H186ZM8 128H9V130H8ZM11 128H12V130H11ZM18 128V129H17ZM32 128H34V129H32ZM38 128V129H37ZM50 128V129H49ZM57 128V129H56ZM70 128V129H69ZM106 128V130L104 131V129ZM114 128H116V129H113ZM176 128V129H175ZM189 128V129H188ZM198 128V129H197ZM4 129H6V131H3ZM14 129H16V130H14ZM22 130V132H19V130ZM40 129V130H39ZM44 129L46 130V131H44ZM67 129V130H66ZM69 129V130H68ZM194 129V130H193ZM14 130V131H13ZM20 130V131H21ZM34 130V131H33ZM71 130V131H70ZM109 130V131H108ZM110 130H113V131H110ZM161 130V129H160ZM171 130V131H173V132H171V134H170V132L169 131ZM176 130V131H175ZM177 130H179V131H177ZM196 130H198V131H196ZM17 131V132H16ZM31 132V134H29L28 132ZM49 131V132H48ZM61 131H62V134H71L67 139L65 138V144L66 143H69L70 144V147H77V149H82L81 151H78L77 152V155L78 156H76V154L74 153V148L72 149H69L68 151L67 150H65V151H62L61 153H60V151H57L56 150V152L55 151H51V148H50V146H49V142L50 141H52L53 140V142H61V141H63V139H62V137H61ZM167 131V133H168V135H170L169 137H168V135H167V133L165 134V132ZM174 131H175V133H176V135H177V133L178 132H181V133H179L177 136H179L180 134L182 135V136H179L178 137V139H177V141L175 140V133H174ZM195 131H196V133H195ZM201 131V132H200ZM7 132V133H6ZM12 133V134H10V133ZM25 132V133H24ZM33 132H34V134H33ZM38 132V133H37ZM42 132H44V133H42ZM51 132V133H50ZM100 132H101V134H100ZM128 132V133H127ZM149 134H148V133ZM159 132V133H158ZM184 134H183V133ZM18 133H20V134H18ZM39 133H42V134H39ZM54 133V134H53ZM109 133H111V135H108ZM113 133V134H112ZM154 133V134H153ZM155 133H157V135L155 134ZM215 133V134H214ZM10 134V136H8ZM18 134V135H17ZM29 134V135H28ZM33 134V135H32ZM35 134H38V135H43L44 134V137H43V139H44V141H43V147L42 146H37V145H35V143L36 142H34V141H36V139H37V137L35 136ZM58 134V135H57ZM60 134V135H59ZM119 134H121V135H119ZM125 134V135H124ZM130 135V137H129V135ZM152 134V135H151ZM158 134H159V136H158ZM163 136H161V135ZM19 135H20V137H19ZM24 135H26V138H25V136ZM32 135V136H31ZM48 135V136H47ZM54 135V136H53ZM57 135V136H56ZM113 135V136H112ZM114 135H115V137H114ZM118 135H119V137H118ZM124 135V136H123ZM150 135V136H149ZM156 135V136H155ZM196 135V136H195ZM198 135V136H197ZM27 136H28V138H27ZM50 136V137H49ZM123 136V137H122ZM166 136V137H165ZM172 136H173V138H172ZM6 137H8V138H6ZM13 139H12V138ZM46 137V138H45ZM53 137V138H52ZM59 137H61V138H59ZM127 137V138H126ZM5 138V139H4ZM33 140H32V139ZM36 138V139H35ZM104 138V139H103ZM119 138V139H118ZM124 138H126V139H124ZM162 138V139H161ZM164 138V139H163ZM25 139V140H24ZM29 139H31L32 141H33V144H31L32 143V141H30V143L28 144V142L27 141H29ZM42 139V140H43ZM48 139H50V141L48 140ZM75 139V140H74ZM171 139H173V141L171 140ZM195 139H193V140H195ZM13 140V142H9V141H12ZM14 140H16L18 143H16ZM22 140V141H21ZM68 142H67V141ZM70 140V141H69ZM123 140V141H122ZM171 140V141H170ZM204 141H202V142H205L206 140L205 139H203ZM49 141V142H48ZM74 141V142H73ZM78 141V142H77ZM106 141H107V143H106ZM120 141H121V144H120ZM126 141V142H125ZM128 141V142H127ZM156 141V142H155ZM170 141V142H169ZM3 142V143H2ZM7 143V145L5 146V143ZM25 142V143H24ZM125 143V144H122V143ZM202 142H200V143H202ZM13 143V144H12ZM22 143V144H21ZM42 143V142H41ZM46 143V144H45ZM72 143V144H71ZM76 143V144H75ZM78 143V144H77ZM166 143H167V145H166ZM199 143V144H200ZM9 144V145H8ZM14 144H17V146L16 145H14ZM19 144V145H18ZM107 144V145H106ZM110 144V145H109ZM118 145V146H123V148L122 147H119L118 148V146H116L117 148H118V150L116 151V149L117 148H115V146L114 145ZM120 144V145H119ZM198 144V145H199ZM11 145V146H10ZM26 145V146H25ZM8 146L10 147V148H12L13 147V150L12 151H14L16 154H15V158H13V159H10V157L8 156L10 153H8V155H6V157L4 156L5 154H6V151H7V149H8ZM19 146V147H18ZM22 148H21V147ZM31 148H30V147ZM130 146H132V148L130 147ZM164 146V147H163ZM25 147V148H24ZM32 149V150H30L29 151V149ZM35 147H36V149H35ZM108 147V149L106 150L105 148H107ZM112 148V151L110 150V148ZM114 147V148H113ZM130 149H129V148ZM19 148V149H18ZM21 148V149H20ZM24 148V149H23ZM34 148V149H33ZM39 148V149H38ZM46 148H49V149H46ZM120 148H122V149H120ZM128 148V149H127ZM27 149V150H26ZM90 149H91V147H90ZM100 149H102V150H100ZM103 149H104V152H102L103 151ZM160 149H162L161 151H160ZM19 150H22L21 152L19 151ZM35 150V151H34ZM38 150H40L39 152H36V151H38ZM105 150H106V152H105ZM158 150H159V152H158ZM17 151H19V153H17ZM27 151V152H26ZM46 151V152H45ZM109 151H110V154H111V156H110V154H109ZM116 151V152H115ZM165 151H167V153L165 152ZM179 151V152H180ZM48 152V153H47ZM58 153L57 155L55 154V153ZM113 153V155H112V153ZM20 153H21V155H20ZM24 155H23V154ZM26 153H27V155H26ZM29 153V154H28ZM36 153V154H35ZM40 154V156L41 157H37V156H39L38 154ZM72 153V154H71ZM107 153V154H106ZM117 153V154H116ZM156 153V154H155ZM204 153V154H205ZM33 154H35V156L33 155ZM53 154H55V155H53ZM65 154V156H63ZM67 154V155H66ZM69 154V155H68ZM71 154V155H70ZM73 154H74V156H73ZM81 154H82V157H83V154H84V156L85 157H83L84 159H82V161L81 160H78V161H80V163L77 161V159H80V157H81ZM109 154V155H108ZM263 154V155H262ZM11 155V154H10ZM17 155H19L20 157H22V158H20L19 156H17ZM27 157H26V156ZM30 155V156H29ZM45 155H47V156H45ZM62 156V158H61V156ZM86 155H88V157L86 156ZM106 155L108 156V157H110V159L109 158H106ZM55 156H56V158H55ZM72 157L71 159H70V161L69 160H67V157ZM90 156V157H89ZM105 156V157H104ZM112 156L114 157H116V158H112ZM20 159V162H19V159ZM25 157V158H24ZM30 157V158H29ZM32 157V158H31ZM37 157V158H36ZM51 157V158H50ZM54 157V158H53ZM59 157V158H58ZM69 157V158H70ZM77 157V158H76ZM86 157H87V161L90 163L91 161H93L94 163H93V165L92 166H94L93 167V171L91 170L92 169V166H91V164H92V162L90 163V166H88V165H86V164H89L87 161H86ZM102 157H104L103 159H104V161H109V160H112V161H109V162H107V163H104V164H102L103 163V159H102ZM18 160H17V159ZM27 158V159H26ZM29 158V159H28ZM36 158V159H35ZM44 160H43V159ZM66 158V162H68L69 163V165H68V163L65 165V159ZM68 158V159H69ZM76 158V159H75ZM94 158V159H93ZM100 158V159H99ZM107 160H106V159ZM154 158H155V160H154ZM239 158H241V159H243V160H245L246 161V163H247V165H244L243 167H241V164H242V162L240 161V159ZM9 159V162H7V160ZM38 159V160H37ZM53 159V160H52ZM56 159V160H55ZM59 159V160H58ZM63 159V160H62ZM89 159H91V160H89ZM138 159H140L141 161H148V163L146 164V163H144V165L142 164V166H141V163H140V160L138 161ZM12 160H13V162H12ZM15 160H17V162H14ZM22 160V161H21ZM47 160V161H46ZM77 162H76V161ZM98 160L100 161V164H101V167H100V164H99V162H98ZM120 160H122V162L120 161ZM151 160V161H150ZM189 160V159H188ZM187 160V161H188ZM254 161V163H253V161ZM43 161V162H42ZM114 161H116V165H121V163H122V165L121 166H114L115 165V162ZM118 161V162H117ZM186 161V160H185ZM190 161H191V158H190ZM11 162V163H10ZM19 162V163H18ZM25 162L28 164V166L26 165V167L28 168V169H31L30 171H29V173H27V172H24L25 173V175L27 176V180L29 179H31L30 181L28 180V181H26V179H25V177H22V172L20 173V170H21V168L23 167V165L25 164ZM48 162V163H47ZM58 162V163H57ZM64 162V163H63ZM71 162H73L72 164H71ZM76 162V163H75ZM82 162V163H81ZM86 164H85V163ZM113 164H112V163ZM138 162H139V164H138ZM189 162V161H188ZM192 162V161H191ZM234 162H236V163H234ZM21 163V164H20ZM22 163H24V164H22ZM30 163V164H29ZM59 163H60V165H59ZM97 163V164H96ZM109 163H111L110 165L111 166H109ZM118 163V164H117ZM120 163V164H119ZM233 163L235 164V165H233ZM15 164V165H14ZM43 164H44V167H43ZM71 164V165H70ZM84 164V165H83ZM136 164H138V165H140V167L138 168V165H136ZM164 164V165H163ZM253 164V165H252ZM18 165H20L19 167H18ZM30 165H31V167H30ZM42 167H41V166ZM75 166V168H74V166ZM76 165H77V167H78V171H80L81 170V172H80V174H78L79 172L77 171V173H76V171L75 170H77L76 168ZM80 165H82V166H80ZM102 165H104V166H102ZM106 165V166H105ZM112 165H113V167H112ZM163 165V166H162ZM240 165V166H239ZM256 165V166H255ZM68 166H69V168H68ZM73 166V167H72ZM84 166V167H83ZM97 166V168L98 169H94L95 167ZM107 166H108V168H109V170H108V168H107ZM125 168H124V167ZM162 166V167H161ZM50 167V168H49ZM68 168L67 170H66V168ZM79 167L81 168L80 170H79ZM82 167L85 169H82ZM101 169H100V168ZM112 167V168H111ZM122 167V168H121ZM141 167H143V168H141ZM254 167H256V168H254ZM20 170H19V169ZM24 168H25V166H24ZM41 168V169H40ZM87 168V169H86ZM106 169V171H105V169ZM120 168H121V170H120ZM141 168V169H140ZM35 169V170H34ZM72 169V170H71ZM88 169H89V171H88ZM99 169L101 170V173L99 172ZM102 169H104V171L102 170ZM136 169V170H135ZM138 169V170H137ZM139 169H140V171H139ZM191 169V168H190ZM257 169V170H256ZM63 170H66L67 172H65V171H63ZM96 170L98 171V177L99 178H96V176H97V172H96ZM124 170V171H123ZM18 171H19V173H18ZM71 171V172H70ZM134 171H136V173H138L136 176H134V177H137L136 178V180L135 181H133V182H128L131 178H130V176H132V173H134ZM42 172H44L43 174H41ZM50 172V173H49ZM64 172V173H63ZM86 174H85V173ZM89 172V173H88ZM157 172V171H156ZM256 172V173H255ZM259 174H258V173ZM37 173H39V175H38V177L36 176V174ZM48 173V174H47ZM55 173H57V174H55ZM67 173L69 174V175H67ZM72 173V174H71ZM78 174V176H76V175H74V174ZM96 173V174H95ZM189 173H190V171H189ZM28 174V175H27ZM32 174V175H31ZM54 174V175H53ZM62 174V175H61ZM83 174V175H82ZM95 174V175H94ZM104 175V174H106V175H108V178H107V176L105 175V176H101V175ZM256 174V175H255ZM33 175H35V176H33ZM47 175V176H46ZM64 175H66V176H64ZM71 175V176H70ZM92 175V176H91ZM259 175H260V177H259ZM15 176H19V179L21 180V182L23 183V184H20V186H16L15 185V183H14V180L16 179V180H18V178H16ZM29 176V177H28ZM33 176V177H32ZM43 176V177H42ZM49 176V177H48ZM53 176V177H52ZM55 176V177H54ZM68 176V177H67ZM73 176H76L75 178H79L80 179V181H79V179L77 178V179H74V177ZM92 178H90V177ZM35 177V178H34ZM42 177V178H41ZM65 177H67L66 179H65ZM70 177V178H69ZM71 177L73 178V179H71ZM85 177V178H84ZM13 178H15V179H13ZM44 178V179H43ZM87 178H88V180H87ZM96 178V179H95ZM35 179L37 180H39V181H41V182H39V181H35ZM48 179H50V180H48ZM52 179H54V180H52ZM82 179H84V180H82ZM90 179H91V181H90ZM93 179H95V181H93ZM150 179V178H149ZM48 180V183H44V182H46V181ZM77 180V181H76ZM55 181H56V183H55ZM67 181L69 182V184L67 183ZM88 181V182H87ZM29 182V183H28ZM32 182H33V184H32ZM35 182H37V183H35ZM61 182H63V183H61ZM80 184H79V183ZM54 183V184H53ZM74 183V184H73ZM88 183H90L91 185H92V183H93V185L91 186L90 184H88ZM31 184L32 185H34V186H31ZM44 184L47 186V187H45L44 186ZM48 184V185H47ZM52 184V186H50ZM64 184V185H63ZM77 184V185H76ZM79 184V185H78ZM39 185H43V188H45L43 191H42V186H40L39 187ZM54 185V186H53ZM59 185H61V186H59ZM48 186H50V187H48ZM62 186H63V188H62ZM71 186H74L73 188L71 187ZM79 186L81 187V188H79ZM261 186V187H260ZM57 187V188H56ZM65 187V188H64ZM68 187L70 188V190L68 189ZM76 187V188H75ZM79 189H78V188ZM89 187V188H88ZM93 187H94V189H93ZM195 187H197V188H195ZM39 188V189H38ZM49 189L50 191H47V189ZM76 189V191H75V189ZM83 188V189H82ZM117 188V189H116ZM256 188H259V190L258 189H256ZM262 188V189H261ZM57 189V190H56ZM64 189V190H63ZM66 189V190H65ZM74 191V192H72V190ZM96 189H97V191H96ZM194 189H198V190H201V194L200 195H198L196 192H197V190H194ZM35 190V191H34ZM60 190V191H59ZM63 190V191H62ZM83 192H82V191ZM91 190V191H90ZM38 191V195L36 196L35 194V192H37ZM41 191L43 192V193H45L44 191H46V195L45 194H43V193H41ZM54 191V192H53ZM70 191V192H69ZM48 192V193H47ZM58 192V193H57ZM63 192V193H62ZM67 192H69V194H68V196H67ZM72 193V194H71ZM76 193V194H75ZM80 193H82V194H80ZM263 193V194H262ZM41 194V195H40ZM74 194V195H73ZM80 194V195H79ZM112 194H115L116 196H112ZM256 194H258V196H255ZM53 195V196H52ZM59 195V196H58ZM63 195V196H62ZM68 197V199H65L66 197ZM72 195V196H71ZM100 195H107L108 196V202L107 203H99V200H100ZM253 195V196H252ZM260 195V196H259ZM45 196H46V198H45ZM51 197L50 199H48V202H47V198L48 197ZM54 196L56 197V198H54ZM60 196H61V199H60ZM70 196V197H69ZM75 196V197H74ZM247 196V197H246ZM252 196V197H251ZM257 198V201L255 200L256 198ZM59 197V198H58ZM62 197H63V199H62ZM258 197H259V199H258ZM263 197V198H262ZM54 200H53V199ZM82 198V199H81ZM245 198V199H244ZM261 198H262V200H261ZM77 199H78V201H77ZM87 199V200H86ZM243 199V200H242ZM49 200H53L52 202H50ZM65 200H67V201H65ZM246 200V201H245ZM248 200V201H247ZM57 201H58V204H56L57 203ZM61 203H60V202ZM67 203V205H69V206H67L66 205V203ZM68 201H71V202H69L68 203ZM73 201V202H72ZM34 202V203H35ZM63 203V204H62ZM64 203H65V205H64ZM72 203V204H71ZM75 203V204H74ZM90 203V204H89ZM44 204V205H45ZM62 205V206H58V205ZM249 204V205H248ZM19 205H17V207H20ZM55 205V206H54ZM83 206L82 208L80 207V206ZM158 205V204H157ZM196 205H198L196 208H198V209H203L204 211H213V213L211 214H209V212L207 213L206 212V214H209V218L207 219V218H205L206 216L208 217V215H206L205 213H204V211H202V212H199L198 213V215H199V217H197L198 215H194V207L196 206ZM23 206V205H22ZM243 208H242V207ZM68 207V208H67ZM85 207V208H84ZM242 209H241V208ZM15 208V209H14ZM80 208V209H79ZM208 208H209V210H208ZM241 209V210H238V209ZM63 209V210H62ZM83 209V210H82ZM233 209H235L234 211H233ZM14 210V211H13ZM18 210V209H17ZM20 210V209H19ZM18 210V211H19ZM68 210V211H69ZM128 210H129V208H128ZM127 210V212H128V215H132L131 214V212H130V210L128 211ZM238 212H237V211ZM152 211V212H151ZM252 211H254V210H252ZM8 212V213H9ZM17 212V211H16ZM54 212L53 213H50L51 215L53 214V216L52 217H55V214H54ZM238 213V215H237V219L235 218L236 217V215H233L234 213ZM19 213H20V211H19ZM39 213V212H38ZM243 213V212H242ZM261 213H262V215H261ZM37 214V213H36ZM46 214V213H45ZM49 214V215H50ZM216 214V215H215ZM258 215L259 216V218L260 219H258V218H255V217H257L256 215ZM48 215V214H47ZM108 215V216H107ZM145 215V216H144ZM205 217H204V216ZM221 215H223V216H226V217H224V218H222V216ZM254 216H252L253 218V220L250 222V224H252V228H255V227H257V229H260L261 228V232H262V238H261V242H262V244L263 245H261L260 244V246H258L254 251H253V256L252 257H249V256H244V257H241L242 255H238V258L237 257H235V259H237L236 261H235V259L234 258H232V259H228L227 258V254H228V252H227V249L229 250V247H228V245H229V239H228V237H224V240L221 242V245H222V249H220V251H222L223 249H225V250H223L224 252H219V257L221 256V258H219V259H221L220 261L221 262H224L223 264H231L230 262L231 261H233L234 262V264H264V239H263V235H264V229H263V227H262V225H264V223L262 224V223H260V222H264V211H261L260 213H254L253 214ZM34 216H36V215H34ZM38 216H40V215H37V217ZM133 216V215H132ZM136 216V215H135ZM143 216V217H142ZM201 216L203 217V218H201ZM211 216H214L213 218L211 217ZM220 216V217H219ZM239 216V217H238ZM210 217H211V219H210ZM217 217H219V219H216ZM34 218L35 217H33V218H30V220H34ZM84 218V217H83ZM205 218V219H204ZM214 218L219 222H216V220H214ZM221 218L223 219V221L221 220ZM239 218V219H238ZM44 219V218H43ZM189 219V220H188ZM191 219V220H190ZM233 219H235V221L233 220ZM254 219H258V220H254ZM38 220V219H37ZM85 220V219H84ZM100 220H101V222H100ZM211 220H213L214 221V224H215V226L213 225H209V224H211V222L213 223V221H211ZM190 221V222H189ZM206 221V222H205ZM211 221V222H210ZM233 221H234V223H233ZM260 221V222H259ZM39 222V221H38ZM38 222L36 223V224H38ZM189 222V223H188ZM204 222H205V224H204ZM207 222H210L209 224L207 223ZM216 222V223H215ZM227 222H229V223H227ZM253 222H254V224H253ZM259 222L260 224H262L261 226H260V224L258 223V225H257V223ZM48 224H50L49 222H47ZM167 223H169L168 225H167ZM232 223V224H231ZM255 223H256V225H255ZM22 224H26V223H24V222H21V225ZM47 224V227L46 226H44L45 227V229H44V227L43 226H41L40 224H39V227L42 229V230H44V232L46 231V229H48V227L50 228L51 227V225L49 226ZM63 224V223H62ZM202 224L204 225V228H206V230L208 231V233H207V231L205 230V232H203L204 230H201L200 228H202V229H204L203 228V226H202ZM209 225L208 227H207V225ZM249 224V225H250ZM164 225V226H163ZM255 225V226H254ZM166 226V227H165ZM202 226V227H201ZM216 226V227H217ZM254 226V227H253ZM56 227V226H55ZM211 227V228H210ZM162 228H164V231H163V229ZM56 229V228H55ZM61 229H62V227H61ZM174 229V230H173ZM210 229V230H209ZM212 229V230H211ZM263 229V230H262ZM63 230V229H62ZM61 230V231H62ZM175 230H177V232L175 231ZM179 230V231H178ZM195 230L198 232H195ZM201 232H200V231ZM166 231V232H165ZM212 232V234L210 235V233ZM234 231H235V233H234ZM81 232V231H80ZM82 232H81V234H82ZM172 232V233H171ZM176 232V233H175ZM181 232V233H180ZM193 232H195L194 233V235H193ZM239 233L240 232V234H237V233ZM180 233V235H178ZM197 233V234H196ZM201 233V234H200ZM54 234V233H53ZM169 236H168V235ZM184 234H185V236H184ZM196 234V235H195ZM202 234H203V236H202ZM215 234V233H214ZM83 234L81 235V236H79V238H81V237H83L84 236ZM167 235V236H166ZM171 235V236H170ZM181 235H183V239H182V237H181ZM209 235V237L207 238V236ZM205 236H206V238H205ZM212 236H214V237H212ZM167 237V238H166ZM169 238V239H168ZM172 239V241H171V239ZM177 238H178V241H177ZM202 238H204L203 239V241H201V239ZM225 238H227V239H225ZM246 238V239H245ZM167 239H168V241H167ZM182 239V240H181ZM207 241H206V240ZM204 240H205V242H204ZM209 240V241H210ZM172 243H171V242ZM186 242L187 244H188V246L186 247V248H184V244L182 243V242ZM228 241V242H227ZM169 243V249H171V250H169L168 249V243ZM177 242H178V245H177ZM214 242H216V240H214ZM227 242V243H226ZM176 243V244H175ZM181 243V244H180ZM201 243V244H200ZM173 244V246H175V245H177L178 247H173V246H171ZM226 245H227V247H226ZM190 246V247H189ZM202 246H203V248H202ZM174 249H173V248ZM177 248V249H176ZM191 248H194L195 250H197L198 251V255L196 254H194V256H195V258H196V256H197V258L199 259L198 260V263L197 262H192L193 260H191V257H192V254H190V259H189V261H188V257H189V254H187V253H190V251L188 252L187 251V249L189 250V249H191ZM227 248V249H226ZM204 249V252L206 251ZM173 250V251H172ZM178 250H180V251H178ZM184 250V251H183ZM171 251V252H170ZM183 251V252H182ZM208 251V250H207ZM205 252V253H208V252ZM57 252V251H56ZM200 252H201V254H200ZM54 253V252H53ZM52 253V254H53ZM195 253V252H194ZM222 253H224L225 255H226V257L225 258H223L225 255L224 254H222ZM200 254V255H199ZM221 254V255H220ZM160 255H162V256H160ZM184 255L187 257V261H186V263H185V258L186 257H184ZM170 256V257H169ZM170 259H172V257H173V259H175V260H173L174 262L173 263H168V262H170L169 260V258ZM182 257V258H181ZM200 257V258H199ZM196 258V259H197ZM178 260V261H177ZM180 260V261H179ZM223 260V261H222ZM227 260V261H226ZM229 260V261H228ZM231 260V261H230ZM191 261V262H190ZM225 261H226V263H225ZM202 262V261H201ZM229 262V263H228ZM233 262H232V264H233ZM237 262V263H236ZM160 263H158V264H160ZM157 264V263H156ZM201 264V263H200ZM203 264H213V262L211 261V260H208V262H206V263H204L203 262Z\"/></svg>",
	"mask_w": 264,
	"mask_h": 264
},
{
	"label": "bare ground",
	"instance_id": "6f19581e",
	"mask_svg": "<svg viewBox=\"0 0 264 264\" xmlns=\"http://www.w3.org/2000/svg\"><path fill=\"white\" fill-rule=\"evenodd\" d=\"M2 1V0H1ZM21 1V0H20ZM23 1H25V0H23ZM143 1V0H142ZM149 1V0H148ZM151 1V0H150ZM157 1H159V0H157ZM171 1V0H170ZM169 1V2H170ZM174 1H178V0H174ZM193 0H191V2H192ZM201 2H202V0H200ZM205 1H207V0H205ZM220 1V0H219ZM225 1V0H224ZM237 1V0H236ZM4 2V1H3ZM3 2H2V4H3ZM8 2V1H7ZM26 2L27 3H30V5L29 6H31V4H32V11L30 12V13H24V11H22V9H20L21 7L19 6V1L17 2V0H9V2H8V6H7V10H8V8H9V11L11 10H13V12H15V13H20V14H17V15H21L23 18V20H25L26 18H28L27 20H28V24H30L29 22H31V24H33V31L34 32H37L38 34H39V39L41 40V42H42V52L43 51H45V50H47V53L49 52H51V51H48V50H51L50 48H52V52H55V53H58V54H60V52H59V50L61 51V52H63V50H61V48H63V45H64V47H74V46H78L79 47V50H80V47L82 46L83 47V49H91V48H93L94 49V47L95 48H97V49H101V47H105L104 46V44L106 43H104V42H102L101 41V35H99V34H97L95 31H93L92 29H91V26H90V24H91V22H90V24H89V14L90 13H92V12H94V11H97L98 13L97 14H101V15H99L100 16V18H102L103 16H105L106 17V19L105 20H107V17L111 20V21H113L112 23H114L115 25H116V27L118 28L117 30H119V28L121 27V29H120V31H122V29H123V27H125L126 28V26H128V25H131V28H133L132 27V24H130V23H132L133 21H132V17L133 16H135L136 17V15H133V7H134V5H136V4H134L133 3V1L132 0H26ZM101 2V3H100ZM135 2V1H134ZM180 2L181 3H183L181 0H180ZM189 2V1H188ZM227 2V1H226ZM225 2V3H226ZM229 2H230V0H229ZM246 2H247V0H246ZM139 3V2H138ZM140 3H141V1H140ZM144 3V2H143ZM143 3H141V4H143ZM177 3V2H176ZM176 3L174 2V3H171V4H173L170 8V11H171V14L177 19V21L179 22H177L178 23V25L176 24V22H175V24H176V26H180L181 28H183L184 29V31H186L187 29H188V34L186 35V36H184L187 32H182L181 30V32L182 33H185L183 36H181V37H179L176 41L177 42H173V43H169L168 41H165V40H163V41H160L161 40V38L162 37H166V35H169V33H171V32H169V30L168 29H166V30H168V32L163 28V26H162V21H164L163 20V17H164V15H166V16H168V14H166V12L168 11H162V10H160L159 9V7H158V9L156 10V8H155V10L156 11H153L154 13H155V17L154 16H152V17H154L153 18V20L151 19V20H143V18H145V17H143L142 19H141V17L144 15V13H141V14H143L141 17H140V19H138L139 20V25H138V23H137V25L139 26V30L141 31V35L143 36V38L145 39V41L146 42H148L149 43V41H151V40H153V41H156V42H154V47H146V48H149V50H148V52H149V54H150V57H151V63L153 64V65H156V69L154 68L153 69V66L151 67V66H149L148 67V63L146 64V63H144V62H142L143 63V65L144 64H146V67H143V65H137L139 68H135V69H132V67L133 66H131V65H129V66H131L130 68H124L122 71H124L123 73H126L127 75L129 74L130 75V79H131V75L133 76L132 78L134 79V80H137L138 81V84H137V82H136V84L138 85V87L136 86L134 89H138L137 91L136 90H132V87H129V83L128 82H126V83H128L127 85L125 84V80L124 81H122V82H118V83H116L115 81V79H110V80H107V78L100 72L99 73V70H96L95 71V69L94 68H92L96 63H98V62H96L94 65H93V63H91V65H93L91 68H92V70L94 69V73H92L91 74V76H92V78H93V76H95V78H96V82L95 83H97L96 85V88H93V87H90V88H88V85H87V89H89V92H92L91 93V96L92 97H94V98H89V100H87V102L85 103V107L86 108H82L81 107V105H78L77 104V102H76V104L78 105H75V103H74V105L75 106H73V108L69 111V118H68V120L71 122V124L73 125L72 127H74L73 129H72V127H71V129H72V137H74L75 139H82V138H85V139H87V143H88V145H89V148H86V150H84L85 152L84 153H88L89 155H91L92 153H93V151H94V157H96V155H95V153L97 154V152H95V149H97L99 146H100V143H102V142H100L99 140H98V135L96 136L95 135V132L97 131L95 128H96V126L94 127V126H90V127H87L86 129H82V127H81V129L78 127V126H76L77 125V123H78V119L77 120H75L73 117H75V118H79V115L84 111V109L86 110V112L88 111V112H90L91 113V116L93 117V119L97 122V123H101L102 124V122L103 121H106L107 122V124L110 122V123H115V126H116V128H117V130H114V129H116V128H112L113 130H114V133H115V131H116V133L119 131H121L122 129H124V128H126V129H128V131L131 133V137H130V135H129V140H132V142H131V144L133 145V148L135 149V148H137V147H142L144 144H146L147 143V141L149 140V138L150 137H152V136H150L149 138H148V136L146 137V135L147 134H145L144 132H145V130L146 131H148V129H151V128H154V129H156V130H158L159 132L161 131H164V125L161 127V125H159L160 124V120L161 121H165V119H167L168 118V120H170L169 119V116L170 115H172L173 113H176V111H179L180 109L182 110V109H185V112H186V110H189V108H188V104H187V108L188 109H186L185 107V105L186 104H184V102L186 103L187 101H184V98H185V96H187L188 94H190V92L193 90V89H197V87H198V89H199V87L201 86V84L204 82V78H205V76L207 77V75L209 74V73H211V77H212V74H214L215 76H217L216 78H219V77H222V75L223 74H225V73H227V72H225V70H228V69H226L227 67H225L223 64H222V62H223V60L221 59V57L222 56H213L211 53H209L210 51H211V46H209L210 48H209V52H208V49H206L207 51H205V47L204 46H206V45H204L203 43H204V41H205V39H204V36H206V34H207V29H206V27H208V26H204L203 24H205V23H201V24H199V26H197V27H194L193 26V22L196 20V18H195V20H194V16L193 15H195V14H193L192 15V13H190V11L189 10H192V9H184V8H182V7H177L176 6ZM179 3V2H178ZM190 3V2H189ZM192 3H194V1L192 2ZM191 3V4H192ZM196 3L198 4V2L196 1ZM208 3V2H207ZM212 3H213V1L211 2V5H212ZM218 3V2H217ZM221 3H223V2H221ZM239 3V4H238ZM237 4L238 5H234V7H236L237 6V9H238V14H240L241 15V19H242V17H243V19H245V20H247V21H249V19H250V17H251V12H250V10L248 9V7H249V5H248V7H247V5H245V0H240L239 2H238ZM1 4V3H0ZM1 4V5H2ZM89 4V5H88ZM160 4V3H159ZM165 4H166V2H165ZM184 4H186V3H183L182 5H183V7H185L184 6ZM190 4V5H191ZM202 4V3H201ZM200 4V5H201ZM206 3L204 2V5H205ZM213 4H216V2H214ZM0 5V6H1ZM5 5V4H4ZM20 5H21V2H20ZM88 6V8H86L85 9V7H87ZM138 5V4H137ZM155 5V4H154ZM153 5V6H154ZM164 5V4H163ZM182 5H180V6H182ZM188 5V4H187ZM186 5V6H187ZM210 5V6H211ZM222 5H225V4H222ZM221 5V6H222ZM230 5V4H229ZM25 6H26V4H25ZM144 6H145V4H144ZM152 6V7H153ZM165 6V5H164ZM189 6V5H188ZM230 6H233V5H230ZM20 7V8H19ZM191 7V6H190ZM206 7V6H205ZM204 7V8H205ZM226 7H228L227 5H226ZM233 7V8H234ZM4 8H5V6H4ZM28 8V7H27ZM136 8V7H135ZM141 7H139L138 9H140ZM142 8H144V7H142ZM203 8V7H202ZM211 8V7H210ZM217 8V7H216ZM224 8V7H223ZM229 8H231V7H229ZM146 9H148V10H146V11H149V13H151V9L149 10V8H147L146 7ZM200 9V6L198 7V9H196L195 11L198 13V10ZM212 9V8H211ZM24 10H26V7L24 8ZM29 10V9H28ZM136 10V9H135ZM218 10H220V9H218ZM217 10V11H218ZM222 10V9H221ZM229 10V9H228ZM227 10V11H228ZM2 11V10H1ZM0 11V12H1ZM6 12V10H5V12L8 14V13H10V12ZM193 11H194V7H193ZM209 11H210V9H209ZM222 11H224V10H222ZM233 11V10H232ZM254 11V10H253ZM26 12V11H25ZM137 12H139V11H137ZM144 12V11H143ZM195 12V13H196ZM225 12V11H224ZM229 12V11H228ZM260 12V11H259ZM258 12V13H259ZM262 12H264V11H262ZM14 13V14H15ZM135 13V12H134ZM206 13V12H205ZM217 13V12H216ZM223 13V12H222ZM255 13V12H254ZM2 14V13H1ZM0 14V15H1ZM13 14V13H12ZM140 14V15H141ZM207 14V13H206ZM4 15H6V14H4ZM16 15V14H15ZM14 15V16H15ZM94 15H96L95 14V12H94ZM93 15V16H94ZM103 15V16H102ZM133 15V16H132ZM139 15V14H138ZM150 15H152V14H150ZM171 15V16H172ZM198 15H199V13H198ZM197 15V16H198ZM203 15H204V13H203ZM220 15H221V13H220ZM229 15V14H228ZM257 15V14H256ZM260 15H261V13H260ZM263 15V14H262ZM102 16V17H101ZM172 16V17H173ZM209 16V15H208ZM212 16V15H211ZM210 16V17H211ZM255 16V15H254ZM3 17V16H2ZM12 17V16H11ZM96 17H98V15H96ZM170 17V16H169ZM169 17H168V23H169ZM171 17V18H172ZM195 17H196V15H195ZM221 17V16H220ZM227 17V16H226ZM225 17V18H226ZM240 17V16H239ZM256 17H258V16H256ZM6 18V17H5ZM25 18V19H24ZM99 18V19H100ZM134 18V17H133ZM137 18V17H136ZM170 18V19H171ZM175 18H172V19H175ZM201 18V17H200ZM202 18H204L205 19V15H204V17L202 16ZM202 18H201V21H202ZM209 18V17H208ZM207 18V19H208ZM212 18V17H211ZM260 18V17H259ZM263 18V17H262ZM3 19V18H2ZM2 19H1V21H2ZM7 19H9V18H7ZM15 19H16V17H15ZM17 19H18V16H17ZM16 19V20H17ZM20 19V18H19ZM18 19V20H19ZM98 19V18H97ZM103 19V18H102ZM108 19V20H109ZM165 19H167V18H165ZM171 19V20H172ZM220 19V18H219ZM255 19V18H254ZM258 19V18H257ZM264 19V18H263ZM6 20V19H5ZM22 20V21H23ZM54 20H59V22H60V24H63L62 26V28H53V23L55 22ZM91 20V19H90ZM134 20V19H133ZM198 20V19H197ZM213 20H215V19H213ZM225 20V19H224ZM259 20V19H258ZM11 21V20H10ZM9 21V22H10ZM21 20H19V22H20ZM54 21V22H53ZM92 21V20H91ZM96 21V20H95ZM132 21V22H131ZM199 21V20H198ZM207 21H209V20H207ZM217 21V20H216ZM219 21V20H218ZM222 21H223V19H222ZM240 21V20H239ZM254 21V20H253ZM255 21L256 22H258L256 19H255ZM263 21V20H262ZM6 22V21H5ZM4 22V23H5ZM70 22H71V24H70ZM93 22V21H92ZM108 22V21H107ZM173 23H174V21H172ZM215 22V21H214ZM241 22H243V20L241 21ZM7 23H8V21H7ZM25 23V22H24ZM23 23V24H24ZM96 23H97V21H96ZM95 23V24H96ZM98 23H99V27H100V22L98 21ZM109 23H110V21H109ZM172 23V24H173ZM209 23H210V21H209ZM245 23V22H244ZM254 23V22H253ZM2 24V23H1ZM0 24V26L2 27V25ZM9 24V23H8ZM7 24V25H8ZM10 24H13L14 25V23H10ZM22 24V23H21ZM27 24V23H26ZM25 24V25H26ZM31 24H30V26H31ZM57 24H59L58 23V21H57ZM56 24V25H57ZM93 24V23H92ZM91 24V25H92ZM107 24V23H106ZM105 24V25H106ZM164 24V23H163ZM197 24H198V22H197ZM217 24V23H216ZM239 24V23H238ZM262 24V23H261ZM12 25V26H13ZM18 25V24H17ZM71 25V26H70ZM94 25V24H93ZM167 25V24H166ZM222 25V24H221ZM237 25V24H236ZM245 25H247L246 23H245ZM249 26L251 25V24H248ZM253 25H255V24H253ZM258 25H260V23L258 24ZM3 26H4V24H3ZM15 26V25H14ZM60 26V25H59ZM108 26V25H107ZM107 26H105V27H107ZM174 26V25H173ZM219 26V25H218ZM242 26V25H241ZM256 26V25H255ZM261 26V25H260ZM263 26V25H262ZM7 27V26H6ZM29 27V26H28ZM93 27V26H92ZM112 27V26H111ZM137 26H135V28H136ZM175 27V26H174ZM211 27V26H210ZM243 27V26H242ZM247 27V29H248V26H246ZM253 27V26H252ZM252 27L251 28H249L248 30H250V29H252ZM11 28V27H10ZM128 28V27H127ZM173 28V27H172ZM185 28H186V30H185ZM214 28V27H213ZM216 28V27H215ZM1 29V28H0ZM9 29V28H8ZM28 29H30V28H28ZM27 29V30H28ZM104 29V28H103ZM106 29V28H105ZM111 28H109V30H110ZM113 29V28H112ZM212 29V28H211ZM220 29H221V27H220ZM226 29V28H225ZM240 29H242V28H240ZM262 29H263V27H262ZM17 30V27H16V29H15V31ZM24 30V29H23ZM31 30V29H30ZM95 30V29H94ZM116 30V29H115ZM127 30V29H126ZM128 30H129V28H128ZM131 30V29H130ZM129 30V31H130ZM176 29H174V31H175ZM210 30V29H209ZM208 30V33L210 32ZM216 30V29H215ZM246 30V29H245ZM245 30H243V31H245ZM254 30V29H253ZM32 31V30H31ZM70 31V32H69ZM71 31H73V33H74V31H78V35L76 36V35H67V33L69 32L70 34L72 33ZM96 31H98L97 30V28H96ZM102 31V30H101ZM218 31V30H217ZM220 31H222V30H220ZM241 31V30H240ZM259 31V30H258ZM5 32V31H4ZM8 32V31H7ZM11 32V31H10ZM26 32V31H25ZM24 32V33H25ZM28 33L30 32L29 30L27 31ZM99 32V31H98ZM110 32H112V31H110ZM114 32V31H113ZM117 33H118V31H116ZM133 32V31H132ZM216 32V31H215ZM225 32H226V30H225ZM228 32V31H227ZM246 32V31H245ZM19 33H21V31H19ZM23 33V32H22ZM21 33V34H22ZM31 33V32H30ZM68 33V34H69ZM94 33H95V37H94ZM103 33V32H102ZM125 33H127L126 31H125ZM124 33V34H125ZM130 33V32H129ZM129 33H128V35H129ZM134 33H136V30L134 31ZM133 33V34H134ZM138 33V32H137ZM176 34H177V32H175ZM218 33V32H217ZM223 33V32H222ZM241 33H242V31H241ZM248 33V32H247ZM246 33V34H247ZM253 33H254V31H253ZM262 33V32H261ZM261 33H260V35H261ZM14 34V33H13ZM32 34V33H31ZM30 34V35H31ZM34 34V33H33ZM75 34V33H74ZM97 34V35H96ZM101 34V33H100ZM115 34L116 33H114V37H116V36H118V35H116L115 36ZM123 34V33H122ZM132 34V33H131ZM139 34V33H138ZM175 34V35H176ZM213 34H214V32H213ZM212 34V35H213ZM245 34V33H244ZM244 34H242V35H244ZM252 34V33H251ZM16 35V34H15ZM14 35V36H15ZM19 34H17V36H18ZM119 35H121V34H119ZM137 35V34H136ZM173 36H174V34H172ZM180 35V34H179ZM208 35V34H207ZM260 35H257V36H260ZM13 36V37H14ZM20 36H22V35H20ZM20 36H18L19 38V40L21 41V39H22V37H20ZM26 36V35H25ZM72 41V42H70L69 44H68V46H65V45H67L66 43H68L69 42V40H67L68 38ZM127 36V35H126ZM125 36V37H126ZM132 36H134V35H132ZM131 36V37H132ZM208 36H210V35H208ZM208 36H206V37H208ZM217 36V35H216ZM3 37H4V35H3ZM16 37V36H15ZM27 37V36H26ZM31 37V36H30ZM67 38V39H64V38ZM106 37V36H105ZM137 37V36H136ZM156 37H158V38H160L159 40L156 38ZM210 37H212V36H210ZM243 37H245V36H243ZM247 37H248V35H247ZM6 38V37H5ZM8 38V37H7ZM107 38V37H106ZM132 38H134V37H132ZM138 38V37H137ZM139 38H140V35H139ZM157 40H156V39ZM171 38V37H170ZM213 38V37H212ZM212 38L211 39H209V41H211L212 40ZM215 38V37H214ZM220 38V37H219ZM218 38V39H219ZM260 38L262 39V37L260 36ZM0 39H2V38H0ZM4 39V38H3ZM37 39V38H36ZM105 39V38H104ZM115 39V38H114ZM141 39V38H140ZM139 39V40H140ZM163 39V38H162ZM165 39V38H164ZM179 39L181 40H184V42L182 43H180L179 42ZM218 39H217V41H218ZM248 39V38H247ZM61 40H63L64 42L62 43V45H61V43H60V41ZM105 40H107V39H105ZM108 40H109V38H108ZM107 40V41H108ZM110 40H113V37H112V39H110ZM109 40V41H110ZM121 40H122V38H121ZM127 40V39H126ZM168 40H170V39H168ZM226 40V39H225ZM254 40V39H253ZM2 41V40H1ZM5 42H6V40H4ZM24 41V40H23ZM39 41V40H38ZM68 41V42H67ZM104 41V40H103ZM227 41V40H226ZM233 40H231V42H232ZM250 41V40H249ZM8 42V41H7ZM6 42V43H7ZM19 41L17 40V43H18ZM26 42V41H25ZM121 42V41H120ZM141 42H143V41H141ZM205 42H207V41H205ZM213 42V41H212ZM4 43V42H3ZM9 43H10V40H9ZM33 43V42H32ZM104 43V44H103ZM114 43V42H113ZM113 43H111V45L113 44ZM118 43V42H117ZM133 43V42H132ZM140 42H138L137 41V44H139ZM151 43V42H150ZM211 43V42H210ZM218 43H220L219 41H218ZM217 43V44H218ZM222 43H224V42H222ZM233 43V42H232ZM231 43V47H232V44ZM246 43H247V41H246ZM16 44V43H15ZM15 44H13L14 46H15ZM26 44H29V43H26ZM31 44V43H30ZM74 44V45H73ZM120 44V43H119ZM206 44V43H205ZM214 44H216V43H214ZM257 44V43H256ZM4 45V44H3ZM7 45H8V43H7ZM6 45V46H7ZM23 45V44H22ZM22 45H20V46H22ZM81 45V46H80ZM105 45H110V44H105ZM135 45V44H134ZM149 45V44H148ZM204 45V46H203ZM211 45H212V43H211ZM220 45V44H219ZM225 44H223V46H224ZM258 45V44H257ZM18 46H19V44H18ZM19 46V47H20ZM31 46V45H30ZM132 46V45H131ZM151 46V45H150ZM214 46H216V45H214ZM214 46H213V49H214ZM227 46V45H226ZM239 46V45H238ZM12 47V46H11ZM10 47V48H11ZM26 47H28V46H26ZM34 47V46H33ZM36 47V46H35ZM111 47V46H110ZM109 47V48H110ZM113 47V46H112ZM124 47V46H123ZM222 47V46H221ZM228 47V46H227ZM230 47V46H229ZM3 48H5V46L3 47ZM14 47H12L11 49H13ZM18 48V47H17ZM71 48H70V50H71ZM77 47H75V49H76ZM142 48H143V46H142ZM237 48V47H236ZM11 49H9V50H11ZM19 49V48H18ZM22 49V48H21ZM32 49V48H31ZM65 49V48H64ZM75 49H73L75 52H77V53H79V50L77 51V50H75ZM82 49V48H81ZM83 49H82V51H83ZM89 49L88 50H85V51H88V53H90V51H89ZM92 49V50H93ZM104 50L106 49V47L105 48H103ZM108 49V48H107ZM120 49V48H119ZM138 49H139V47H138ZM212 49V50H213ZM226 49V48H225ZM228 49V48H227ZM0 50H2L1 49V46H0ZM15 50V49H14ZM32 50H34V49H32ZM66 50V49H65ZM222 50V49H221ZM8 51V50H7ZM12 51V50H11ZM19 51H21V50H19ZM25 51L27 52V50H24V54H25ZM72 51V50H71ZM74 51H72V52H74ZM81 51V50H80ZM94 51H95V49H94ZM106 51V50H105ZM105 51H103V52H105ZM116 51V50H115ZM118 51V50H117ZM136 51V50H135ZM134 51V52H135ZM142 50H140L138 53H137V56H138V54L141 52ZM225 50H223V52H224ZM227 51V50H226ZM2 52V51H1ZM3 52L5 53L6 51H4V49H3ZM37 52V51H36ZM66 52V51H65ZM74 52V53H75ZM111 52H114V50L113 51H111ZM124 52H126V51H124ZM142 52H144V51H142ZM18 53H21V52H18ZM28 53V52H27ZM46 53V52H45ZM54 53V54H55ZM71 53V52H70ZM69 53V54H70ZM82 53V52H81ZM87 53V52H86ZM87 53V54H88ZM96 53H97V51H96ZM100 53V52H99ZM108 53V52H107ZM123 53V52H122ZM126 53H128V52H126ZM125 53V55H127ZM214 55H216L217 53L214 51ZM6 54V53H5ZM4 54V55H5ZM8 54V53H7ZM23 54V53H22ZM44 54V53H43ZM62 54V53H61ZM60 54V55H61ZM66 54V53H65ZM65 54H62V56H64ZM91 54V53H90ZM95 54V53H94ZM110 54V53H109ZM109 54H107V55H109ZM146 54V53H145ZM203 54V55H202ZM227 54H228V52H227ZM229 54H230V52H229ZM20 55V54H19ZM31 55V54H30ZM30 55H29V53H28V55H25L24 57H23V59H19L18 61H17V63L16 62H14V64H13V68L14 69H12V68H8V70L9 69H12V71L13 70H16L15 71V73H17V72H20L21 74H23V72H26L25 70L27 69V65H29V64H32V62L34 63V60H33V58H31L30 57ZM74 55V54H73ZM72 55V56H73ZM114 55V54H113ZM123 55V54H122ZM128 55H130V54H128ZM199 55L202 57V59L203 60H199V62L200 61H202V63H197L196 62V57L198 56L199 57ZM225 55V54H224ZM223 55V56H224ZM11 56V55H10ZM18 56V55H17ZM16 56V57H17ZM49 56V55H48ZM54 55H52V57H53ZM56 56V55H55ZM58 56V55H57ZM75 56V55H74ZM101 56H103V54H101ZM142 56H144V55H142ZM9 58V55H5V60H8L7 62H8V66H10V64H11V62L13 63V61H10L8 58ZM20 57V56H19ZM76 57H77V55H76ZM104 57V56H103ZM106 57V56H105ZM104 57V58H105ZM135 57V56H134ZM138 57H140L139 59L140 60H142V58H141V56H138ZM164 57L166 58V59H164ZM197 57V58H198ZM228 57V56H227ZM21 58V57H20ZM49 58L51 59V57L49 56ZM48 58V59H49ZM59 58V60H61L60 59V57H58ZM58 58L57 59H55V62L58 60ZM63 59H64V57H62ZM68 58H69V56H68ZM86 58V57H85ZM95 58H97V56L95 57ZM116 58V57H115ZM114 58V59H115ZM123 58V57H122ZM223 58V57H222ZM62 59V60H63ZM89 59V58H88ZM87 59V60H88ZM101 59H103V58H101ZM100 59V60H101ZM111 56H110V58H108L107 60V62H108V64L107 63H105V64H107V65H109L110 66V70H111V68L112 69H114L115 67H117V68H119V66H117L115 63H114V60ZM131 59V58H130ZM129 59V60H130ZM136 59H138V58H136L135 57V59L133 58L132 59V63L133 62H138L139 63V61H134V60H136ZM138 59V60H139ZM150 59V58H149ZM233 59V58H232ZM4 60V59H3ZM13 60H15V59H13ZM46 60V59H45ZM61 60V61H62ZM66 60H68V59H66ZM80 61H81V59H79ZM82 60H85V59H82ZM89 60H91V58L89 59ZM97 60V59H96ZM120 60H121V58H120ZM144 61H146L145 59H143ZM222 60V61H221ZM230 60V59H229ZM52 62H54V59H52L51 60ZM50 61V63L52 64V62ZM76 61V60H75ZM98 61V60H97ZM116 61V60H115ZM128 61V60H127ZM225 61H226V59H225ZM230 61H232V60H230ZM3 62V61H2ZM31 62V63H30ZM37 62V61H36ZM44 62H46V61H44ZM68 63H69V60L67 61ZM87 62V61H86ZM91 62V61H90ZM101 62V61H100ZM103 62H104V60H103ZM124 63H125V61H123ZM122 62V63H123ZM141 62V61H140ZM148 62V61H147ZM1 63V62H0ZM58 63V62H57ZM64 61L63 62H61V66L63 67V65L64 64H66L67 65V63L65 62L64 64ZM78 63V65H79V61L77 62ZM129 63V62H128ZM136 63H135V65H136ZM142 63H140V64H142ZM50 64V65H51ZM56 64V63H55ZM70 64H72L71 62H70ZM73 64H75L76 65V63H73ZM72 64V65H73ZM84 64V63H83ZM86 64V63H85ZM90 64V63H89ZM101 64V63H100ZM118 64V63H117ZM225 64H227L226 62H225ZM230 64H232V62H230ZM35 65V64H34ZM33 65V66H34ZM46 65V64H45ZM49 65V66H50ZM59 65V64H58ZM66 65H64V66H66ZM82 65V64H81ZM97 65V64H96ZM102 65H104L103 63H102ZM119 65H121V63L119 64ZM134 65V64H133ZM198 65V66H197ZM37 66V65H36ZM40 66V65H39ZM53 66H57V65H53ZM60 66V67H61ZM71 65H69V71H70V68H72V67H70ZM80 66V65H79ZM78 66V67H79ZM87 66H89V65H87ZM105 66V65H104ZM108 66V67H109ZM123 66H125L124 64H123ZM136 66V67H137ZM227 66H230V65H227ZM4 67V66H3ZM6 67V66H5ZM30 67V66H29ZM41 67V66H40ZM48 67V66H47ZM59 67V66H58ZM67 67V66H66ZM82 67V66H81ZM86 67V65L84 66V68ZM90 67V66H89ZM97 67H99V65L97 66ZM101 67V66H100ZM99 67V68H100ZM223 67H225V68H223ZM231 67V66H230ZM25 68V69H24ZM43 68V67H42ZM77 68V67H76ZM83 68V69H84ZM87 68V67H86ZM29 69H33V68H29ZM29 69H27V70H29ZM35 69V68H34ZM47 69V68H46ZM53 69V68H52ZM57 69V68H56ZM82 69V70H83ZM96 69H98V68H96ZM105 69V72L107 71V68H104ZM120 69H122L121 67L118 69L119 71H121ZM224 69V70H223ZM3 70V69H2ZM8 70H7V74H9V75H13V73H9L8 72ZM39 70H41V69H39ZM44 70H45V67H44ZM44 70H42V71H44ZM48 70H49V68H48ZM58 70V69H57ZM56 70V71H57ZM61 70V69H60ZM63 70H64V67H63ZM65 70H67V68L65 69ZM81 70V71H82ZM85 70V69H84ZM87 70H89V69H87ZM100 70H101V68H100ZM117 69L116 70H114V73H112L113 71L111 70V71H109L111 74H112V77H114V75L115 74H118V73H116L115 71H117V72H119ZM157 70H160V72L159 71H157ZM52 71V70H51ZM62 71V70H61ZM60 71V72H61ZM68 71V72H69ZM73 71H74V69H73ZM76 71V70H75ZM79 71V70H78ZM78 71L75 73V74H78ZM91 71V70H90ZM90 71H89V73H90ZM122 71H121V73H122ZM229 71V70H228ZM32 72V71H31ZM39 72V71H38ZM71 72V71H70ZM103 72H104V70H103ZM109 72H106V73H104V74H110ZM1 73V72H0ZM49 73V72H48ZM51 73V72H50ZM49 73V74H50ZM73 73V72H72ZM84 73H86V72H84ZM87 73H88V71H87ZM27 75H29L28 73H26ZM43 74V73H42ZM47 74V73H46ZM45 74V75H46ZM48 74V75H49ZM54 74V73H53ZM52 74V75H53ZM61 74H64L63 72L61 73ZM74 73L72 74V76L73 75H75ZM81 74H82V72H81ZM110 74V75H111ZM120 74V73H119ZM20 75V74H19ZM31 75H33L32 73H31ZM36 74H34V76H35ZM58 75H60V74H58ZM67 75L68 74H66V77H67ZM107 75V76H108ZM109 75V76H110ZM227 75V74H226ZM26 75H24V77H25ZM51 76V75H50ZM49 76V77H50ZM64 76L65 75H63V78H64ZM76 76V75H75ZM79 76H81V75H78V77ZM85 76H86V80H85V82L87 81V79H88V77H87V74H85ZM90 76V75H89ZM108 76V78H110ZM121 76V75H120ZM6 77H8V76H6ZM32 77V76H31ZM38 77V76H37ZM42 77V76H41ZM52 77V76H51ZM50 77V78H51ZM124 77V76H123ZM223 77H226V76H223ZM9 78V77H8ZM11 78V77H10ZM20 78H21V76H20ZM40 78V77H39ZM55 78H57V77H55ZM55 78H51V79H54L55 80ZM58 78H60V77H58ZM70 78V77H69ZM69 78H67V79H69ZM73 77H71V80H73L72 79ZM82 79L81 80H83V78L84 77H81ZM91 78V77H90ZM118 78V77H117ZM208 78H210V77H208ZM207 78V79H208ZM12 79V84H11V89H8V91L10 90H12L11 92L13 93V90H15V94H19V92L16 90V88H17V86H15L16 85V83H18V82H16L17 81V79L15 78V77H13V78H11ZM22 79V78H21ZM41 79V78H40ZM62 79V78H61ZM66 79V78H65ZM79 79V78H78ZM77 79V80H78ZM132 79V80H133ZM142 79L143 80H145V82H143L142 81ZM215 79V78H214ZM222 79V78H221ZM243 79V78H242ZM242 79L241 80H239V81H241L242 82ZM246 79L247 78H245V81H246ZM264 79V78H263ZM22 80H24V79H22ZM32 79H30V80H28L27 81V83L29 82V81H31ZM34 80V81H33ZM33 82H32V85H30V86H32L33 88H34V96L36 95V98H37V101H38V103L39 102H41V103H43L42 105H39V106H42L41 108H42V110H43V106H45V107H47L48 105H50L52 102H50V100H49V98L45 95V93L47 92H45V90H42V89H40L39 87H41L40 86V83L42 84V82L40 81V80H35L34 78H33ZM42 80V79H41ZM43 80H46V77H45V79H43ZM63 80V79H62ZM70 80V79H69ZM68 80V81H69ZM80 80V79H79ZM80 80V81H81ZM89 80V84L91 85V83H92V79L90 80V79H88ZM94 80V79H93ZM119 80V79H118ZM128 80V79H127ZM210 80V79H209ZM209 80H207L208 82H209ZM213 80V79H212ZM219 79H217L216 80V82L218 81ZM4 81V80H3ZM21 81V80H20ZM58 82H60L61 83V81H59V80H57ZM56 81V82H57ZM76 81V80H75ZM75 81H74V83H75ZM95 81V80H94ZM131 80H129V82H130ZM230 81V80H229ZM0 82H1V80H0ZM49 82V81H48ZM47 82V83H48ZM50 82H51V80H50ZM56 82H54V83H56ZM58 82H57V84H58ZM70 82V81H69ZM213 82H214V80H213ZM212 82V83H213ZM249 82V81H248ZM23 83V82H22ZM26 83V82H25ZM46 83V82H45ZM46 83V84H47ZM53 83V82H52ZM52 83H51V85H52ZM53 83V84H54ZM62 83H64V82H62ZM72 83H73V81H72ZM77 83V82H76ZM79 83V82H78ZM83 83V82H82ZM228 84H230L229 82H227ZM234 83H236L235 81H234ZM264 82L262 81L261 83H259L258 84V86H256L252 91H250V93L249 94H246L247 96H246V98L251 94V93H253L261 84H263ZM2 84V83H1ZM4 84H5V81H4ZM3 84V85H4ZM7 85H8V83H6ZM44 84V83H43ZM45 84V85H46ZM49 84V83H48ZM65 84V83H64ZM63 84V85H64ZM84 84V83H83ZM93 84H94V82H93ZM206 84V83H205ZM209 84V83H208ZM237 84V83H236ZM241 85L243 84V82L242 83H240ZM1 86V87H4V86ZM75 85V84H74ZM78 85V84H77ZM85 85H86V83H85ZM227 85V84H226ZM233 85V84H232ZM231 85V86H232ZM238 85V84H237ZM237 85H235V87L237 86ZM27 86V85H26ZM53 86H55V85H53ZM68 87H69V85H67ZM71 86H73V85H70V87ZM79 86H81V85H79ZM204 86H206V85H204V83H203V86H201V87H204ZM230 86V85H229ZM230 86V87H231ZM239 87H240V85H238ZM5 87H6V85H5ZM21 87H22V84H21ZM32 87H31V89H32ZM57 87V86H56ZM62 87V86H61ZM200 87V88H201ZM227 87V86H226ZM225 86H224V88H226ZM41 88H44V86L42 85V87ZM51 88H53L52 86L50 87V89H49V87H47L46 88V86H45V88L44 89H49V90H52ZM74 88H76V85L75 86H73V90L72 91H74L75 89ZM83 88V87H82ZM101 88V89H100ZM232 88V87H231ZM23 89H25V88H23ZM30 89V88H29ZM54 89V88H53ZM61 89H63V88H61ZM64 89H65V87H64ZM67 89V88H66ZM85 89H86V87H85ZM84 89V90H85ZM204 89H206V87L204 88ZM227 89V88H226ZM5 90H6V88H5ZM26 90H28L27 88H26ZM56 90H57V88H56ZM78 90H80V89H78ZM83 90V89H82ZM202 90V89H201ZM228 90V89H227ZM226 90V91H227ZM19 91H22V90H19ZM54 92H55V90H53ZM53 91H50V92H53ZM58 91H61L60 90V88L58 89ZM71 91V92H72ZM81 91V90H80ZM86 91H88V90H86ZM94 91V92H93ZM203 91H207V90H203ZM221 91H223V90H221ZM33 92V91H32ZM57 92V91H56ZM55 92V93H56ZM62 92H63V90H62ZM65 92V91H64ZM70 92V90H69V92L68 93H71ZM76 92H78V93H80L79 91H76ZM82 92V91H81ZM84 92V91H83ZM82 92V94H84ZM195 92V91H194ZM228 92V91H227ZM3 93H6L7 94V92H3ZM23 93V92H22ZM24 93H25V91H24ZM26 93H27V91H26ZM28 93H30V91L28 92ZM73 93V92H72ZM101 94L102 93V95H100V97H102V99H101V102H103L107 107H102V108H100L101 106L99 105V103H98V105H99V107H95V104H94V101L95 100H93V99H96L97 98V96H98V94ZM197 93V92H196ZM200 93V92H199ZM233 93V92H232ZM1 95H3L2 93H0ZM9 94V93H8ZM21 94V93H20ZM31 94V93H30ZM74 94V93H73ZM192 94V93H191ZM202 94V93H201ZM229 94V93H228ZM33 95V94H32ZM52 95H54V94H52ZM78 95V94H77ZM80 95V94H79ZM88 95H90V94H88ZM8 96V95H7ZM11 97H13L14 95L12 94V95H10ZM26 96H30V95H27L26 94ZM25 95H24V97H26ZM58 96H59V94H58ZM58 96H56V97H58ZM73 95H71V97H72ZM90 96V97H91ZM194 96V95H193ZM6 97V96H5ZM11 97H9V98H11ZM28 97H26V99L28 100ZM47 97V98H46ZM50 97V96H49ZM53 97V96H52ZM55 97V98H56ZM63 97V96H62ZM68 97V96H67ZM70 97V96H69ZM250 97H251V95H250ZM7 98V97H6ZM21 98V97H20ZM32 98H34L35 100L33 101V103L36 101V98L35 97H32ZM54 98V97H53ZM73 98H74V96H73ZM76 98H80V97H77L76 96ZM75 98V100H78L79 101V99H76ZM193 98V97H192ZM242 98V97H241ZM245 98V97H244ZM244 98H242V100L241 101H243V102H245L244 101ZM3 99H4V97H3ZM2 98H1V100H3ZM11 99H13V98H11ZM23 99V98H22ZM25 99V98H24ZM40 99V100H39ZM67 99V98H66ZM70 99V98H69ZM81 99V98H80ZM84 99V98H83ZM228 99V98H227ZM249 99V98H248ZM247 99V100H248ZM7 100V99H6ZM21 100V99H20ZM19 100V101H20ZM55 100V99H54ZM61 100V99H60ZM82 100V99H81ZM10 101V100H9ZM12 101V100H11ZM10 101V102H11ZM23 101V100H22ZM57 101H58V99H57ZM70 101V100H69ZM73 101V100H72ZM96 101L97 102H99L98 101V99H96ZM2 102L3 101H1V104H2ZM24 102V101H23ZM59 102V101H58ZM67 102V101H66ZM75 102V101H74ZM81 102H83V101H81ZM85 102V101H84ZM5 103H6V101H5ZM13 103H15V102H13ZM29 103H30V101H29ZM32 103V102H31ZM72 103V102H71ZM96 103V102H95ZM238 103V102H237ZM0 104V105H1ZM20 104V103H19ZM22 104V103H21ZM26 103H23V106L25 105ZM35 104V105H34ZM33 105L34 106H36V103H34ZM59 104H60V102H59ZM67 104V103H66ZM241 104H243V103H241ZM15 105V104H14ZM27 106H28V103L26 104ZM32 105V104H31ZM53 105V104H52ZM62 105V104H61ZM73 105V104H72ZM98 105H96V106H98ZM239 105V104H238ZM237 104L236 105H234L224 116H220L221 118H219V120H218V122L214 125H212L209 129H207L206 131H204L202 134H199L198 132H197V134L199 135H197L198 137L195 139V137H193V139H195V140H193V139H191L192 141L190 142V143H187L186 145V147H184V149L183 148H181L182 150L179 152H177L178 154H176V155H173L172 157H171V159H169V162H168V160H167V162H166V164L160 169V167H159V169H156V171L153 173V175L152 176H150L149 178H147V181L145 180V181H143L142 183H141V185L134 191V192H132L129 196H127L123 201H122V203L119 205V207H117L116 209H114L115 211L114 212H112L108 217H106V218H104L105 220L104 221H102L101 222V220H100V222L101 223H99L98 225H95V227L94 228H91L88 232H87V234H85L84 235V233L82 232L83 230H82V227H83V224L85 223V227L89 224V222L92 220V219H94V217H96V215H95V212H97V211H95V207H96V205H95V207L94 206H90L89 208H88V210H84L85 212H83L82 213V211H76V209L78 208H76V206L75 205H73V206H71L73 209L72 210H65V211H62L61 213L60 212H57V210H59L58 208L59 207H57V210H56V212H54V210L56 209V207H55V209L52 211V209H51V212L50 213H53L54 212V214H55V217H52L53 216V214L51 215L50 213H49V211H50V208H48V206H49V204H52L53 202H55V200L57 199L55 196H54V198H56L54 201L53 200H49L50 202H52V203H49L48 202V199H50L51 197L49 196L48 198H47V202L49 203H47V204H41V203H43V202H39L38 204H36L37 202H38V199L42 196L41 194V196L40 197H38L37 195L39 194L38 193V191L37 192H35L36 194V196H37V202H35L34 200H35V197L33 198L32 196H34V192H32L33 191V189L32 188H34V187H36V186H34V185H32L33 184V182H32V184H31V186H34V187H32V188H30V186H25V185H27V183L24 185V186H20V184H23L22 182H21V180L19 179V176H15L16 178H18V180H16L15 178H13V179H15L14 180V183H15V185L16 186H20L21 187V189L22 190H24L26 193H27V195H25V196H23L21 199H20V201H18V202H20L21 203V201L23 202V203H21L22 205H19V203L17 204V205H19L20 207H17V205H15V207H16V211H14L13 213L12 212H9V211H11V210H8L7 211V209H4V211H2V212H0V264H79V261H82V260H84V258L85 257H87V259H91V257H94V256H96L97 255V253L99 252V253H102V252H105L106 251V253H108L109 251H111L113 248H118L119 246H118V244L123 240V237L125 236V235H129L130 233H131V231H132V227H133V224H134V222L138 219V218H136V217H139V218H141L140 216L142 215V214H144V213H150V210L152 209V211H154L155 210V208L154 207H156V206H159L161 203H164V202H166V200H165V198L167 197V196H172V195H175V192H176V190H175V184L177 183V182H184L185 181V179H187V177L189 176V175H193V173H191V170H192V167L191 166H193L195 163H198V166H200V163H202L205 159H207L208 157V155L207 156H205L206 154H209V153H211L212 152V149H213V146L212 145H214L215 143H214V136H216V135H212V132L211 131H213L212 129L216 126V125H220V123H222V121H224V118L227 116V114H230L233 110H235L236 109V107L238 106ZM13 106V105H12ZM26 106V107H27ZM34 106H32V107H34ZM38 106V105H37ZM69 105L67 104V106H65V107H68ZM240 106V105H239ZM4 107V105H2V108ZM16 107V106H15ZM22 106L20 105V108H21ZM50 107V106H49ZM204 107V106H203ZM209 107V106H208ZM1 108V107H0ZM8 108L9 107H7V111H8ZM19 108V107H18ZM41 108H38V109H41ZM48 108V107H47ZM60 108V107H59ZM207 108V107H206ZM238 108V107H237ZM5 109V108H4ZM10 109H12V108H10ZM22 109H24V108H22ZM34 109V108H33ZM202 109V108H201ZM204 109H205V107H204ZM203 109V110H204ZM209 109V108H208ZM207 109V110H208ZM13 110H15L14 108H13ZM19 110V109H18ZM45 110V109H44ZM61 110V109H60ZM67 110V109H66ZM81 112H80V111ZM206 110V109H205ZM4 111V110H3ZM7 111H5V113H7ZM24 111V110H23ZM29 111V110H28ZM49 111V110H48ZM17 112V111H16ZM25 112H26V110H25ZM41 113V111H37V113ZM45 112H46V110H45ZM52 112V111H51ZM51 112L49 113V114H51ZM59 112V111H58ZM57 112V113H58ZM182 112V111H181ZM180 112V113H181ZM208 113H209V111H207ZM5 113H3V115L5 114ZM9 113H10V111H9ZM29 113V112H28ZM32 113H34L33 111H32ZM39 113H38V116H39ZM56 113V112H55ZM90 113H89V115L88 116H90ZM184 113V112H183ZM201 113H204V112H202V110H201ZM205 113H206V111H205ZM241 113V112H240ZM1 114V113H0ZM23 114V113H22ZM27 114V113H26ZM54 114V113H53ZM10 115H11V113H10ZM28 115V114H27ZM31 115V114H30ZM33 115V114H32ZM31 115V116H32ZM41 115V114H40ZM43 115H44V113H43ZM47 115H48V113H47ZM58 115H60V114H58ZM85 115H86V113H85ZM176 115V114H175ZM175 115H174V117H175ZM180 115V114H179ZM178 114H177V116H179ZM6 116V115H5ZM14 116V115H13ZM34 116H36V114L34 115ZM55 117H56V115H54ZM66 116H67V114H66ZM200 116V115H199ZM199 116L197 115V118H199ZM1 117H3V116H0V118ZM8 117V116H7ZM16 117H18L17 115H16ZM16 117L14 118L15 120H16ZM20 117V116H19ZM44 117V116H43ZM49 116H47V118H48ZM53 117V116H52ZM61 117V116H60ZM185 117V116H184ZM184 117H182V118H184ZM202 117V116H201ZM11 118L13 119V117H12V115H11ZM10 118V119H11ZM22 118V117H21ZM25 118V117H24ZM29 118H30V116H29ZM38 118V117H37ZM81 118V117H80ZM176 118V117H175ZM181 118V119H182ZM20 119V118H19ZM27 119V118H26ZM51 119V118H50ZM49 119V120H50ZM52 119H54V117L52 118ZM59 119V118H58ZM92 119V118H91ZM180 119V118H179ZM179 119H175L176 121H178ZM193 119V118H192ZM196 118H194V120H195ZM201 119H203V118H201ZM201 119H198V120H201ZM7 120V119H6ZM28 120V119H27ZM82 120H83V118H82ZM81 120V121H82ZM183 121L185 120V119H182ZM197 120V119H196ZM5 121V120H4ZM8 121V120H7ZM6 121V122H7ZM10 121H12V120H10ZM9 121V122H10ZM14 121V120H13ZM35 121V119L33 120V122ZM56 121H58V120H56ZM60 121V120H59ZM64 121V120H63ZM66 121V120H65ZM88 121H89V119H88ZM91 121V120H90ZM176 121H175V125H176ZM187 121V120H186ZM204 121H205V119H204ZM203 120H201L200 122H202L201 123V125H203V122H204ZM22 122V121H21ZM28 122H29V120H28ZM38 122V121H37ZM37 122H36V124H37ZM40 122H41V120H40ZM39 122V123H40ZM45 122V121H44ZM50 122V121H49ZM52 122V121H51ZM93 122V121H92ZM162 122V123H163ZM166 122V121H165ZM12 123V122H11ZM14 123V122H13ZM12 123V124H13ZM19 123H20V121H19ZM18 123V124H19ZM30 123V122H29ZM47 123V122H46ZM61 123V122H60ZM59 123V124H60ZM66 123V122H65ZM68 123V122H67ZM161 123V124H162ZM183 123V122H182ZM25 124V123H24ZM23 124V125H24ZM48 124V123H47ZM50 124V123H49ZM48 124V125H49ZM58 124V125H59ZM83 124H85L84 122H83ZM88 124V123H87ZM166 124V123H165ZM187 124V127H188V122L186 123ZM195 124V123H194ZM198 124H200L199 123V121H198ZM5 125H7V124H5ZM16 125V124H15ZM27 125V124H26ZM30 125V124H29ZM38 125H40V124H38ZM42 126L44 125V124H41ZM55 125V127H56V123L54 124ZM54 125H53V127H54ZM62 125V124H61ZM70 124H68V126H69ZM79 125V124H78ZM90 125V124H89ZM110 125V124H109ZM170 125V124H169ZM168 125V126H169ZM183 125H185V122L183 123ZM1 126H2V124H1ZM20 126H21V124H20ZM50 126V125H49ZM86 126H88V125H86ZM98 126V125H97ZM102 126H104L103 124H102ZM101 126V127H102ZM106 126V125H105ZM104 126V127H105ZM108 126V125H107ZM110 126H113V125H110ZM109 126V127H110ZM114 126V127H115ZM191 126V125H190ZM194 126V125H193ZM193 126H191V129L193 128ZM199 126V125H198ZM3 127H5V126H3ZM12 127V126H11ZM22 127V126H21ZM45 127V126H44ZM51 127V126H50ZM60 127V126H59ZM59 127H57V128H59ZM85 127V126H84ZM171 127L173 128V126H170V129H171ZM184 127V126H183ZM186 127V128H187ZM203 127V126H202ZM13 128V127H12ZM12 128H11V130H12ZM15 128V127H14ZM18 128H19V126H18ZM17 128V129H18ZM25 128V127H24ZM40 128V127H39ZM42 128V127H41ZM56 128V129H57ZM61 128V127H60ZM67 128V127H66ZM99 128V127H98ZM168 127H167V125H166V129H167ZM182 128V127H181ZM194 128L196 129V127L194 126ZM0 129H1V127H0ZM32 129H34V128H32ZM38 129V128H37ZM43 129V128H42ZM46 129H47V126H46ZM50 129V128H49ZM70 129V128H69ZM68 129V130H69ZM107 129H108V127H107ZM161 129V130H160ZM165 129V130H166ZM176 129V128H175ZM189 129V128H188ZM198 129V128H197ZM203 129L205 130L206 128H204L203 127ZM8 130H9V128H8ZM14 130H16V129H14ZM13 130V131H14ZM21 130V129H20ZM19 130V132H22V130L20 131ZM40 130V129H39ZM67 130V129H66ZM96 130V131H95ZM106 130V128L104 129V131ZM113 130H110V131H113ZM173 130H174V128H173ZM194 130V129H193ZM3 131H6V129H4ZM34 131V130H33ZM44 131H46L45 129H44ZM109 131V130H108ZM123 131V130H122ZM121 131V132H122ZM169 131V130H168ZM176 131V130H175ZM175 131H174V133H175ZM177 131H179V130H177ZM196 131H198V130H196ZM196 131H195V133H196ZM17 132V131H16ZM49 132V131H48ZM120 132V133H121ZM158 132V133H159ZM170 132V134H171V132H173V131H169ZM201 132V131H200ZM7 133V132H6ZM10 133V132H9ZM25 133V132H24ZM29 134H31V132L29 131L28 132ZM38 133V132H37ZM42 133H44V132H42ZM42 133H39V134H42ZM51 133V132H50ZM128 133V132H127ZM148 133V132H147ZM167 133V131L165 132V134ZM179 133H181V132H178L177 133V135L179 134ZM183 133V132H182ZM10 134H12V133H10ZM10 134L8 135V136H10ZM18 134H20V133H18ZM17 134V135H18ZM28 134V135H29ZM33 134H34V132H33ZM32 134V135H33ZM45 134V133H44ZM44 134L43 135H38V134H35V136L37 137V139H36V141H34V142H36L35 143V145H37V146H42L44 143H43V141H44V139H43V137H44ZM54 134V133H53ZM61 137H62V139H63V141H61V142H53V140L52 141H50V139H48L49 141V146H50V148H51V151L53 150V151H55L56 152V150L57 151H60V153L62 152V151H65V150H69V149H71L72 147H70V144L69 143H66L65 144V138L67 139L71 134H62V131H61ZM59 134V135H60ZM100 134H101V132H100ZM113 134V133H112ZM149 134V133H148ZM154 134V133H153ZM156 135H157V133H155ZM184 134V133H183ZM215 134V133H214ZM31 135V136H32ZM58 135V134H57ZM56 135V136H57ZM108 135H111V133H109ZM119 135H121V134H119ZM119 135H118V137H119ZM125 135V134H124ZM123 135V136H124ZM152 135V134H151ZM155 135V136H156ZM161 135V134H160ZM167 135H168V133H167ZM176 135V133H175V140L177 141V139H178V137L179 136H182L181 134L179 135V136H177ZM25 136V138H26V135H24ZM48 136V135H47ZM54 136V135H53ZM113 136V135H112ZM122 136V137H123ZM158 136H159V134H158ZM162 136V135H161ZM170 135H168V137H169ZM196 136V135H195ZM19 137H20V135H19ZM50 137V136H49ZM61 137H59V138H61ZM114 137H115V135H114ZM163 137V136H162ZM166 137V136H165ZM6 138H8V137H6ZM12 138V137H11ZM27 138H28V136H27ZM46 138V137H45ZM53 138V137H52ZM127 138V137H126ZM126 138H124V139H126ZM172 138H173V136H172ZM5 139V138H4ZM13 139V138H12ZM32 139V138H31ZM31 139H29V141H27L28 142V144L30 143V141H32ZM43 139V140H42ZM74 139V140H75ZM104 139V138H103ZM119 139V138H118ZM148 139V140H147ZM162 139V138H161ZM164 139V138H163ZM203 139H205L206 141L205 142H202V141H204ZM25 140V139H24ZM147 140V141H146ZM172 141H173V139H171ZM170 140V141H171ZM16 143H18L16 140H14ZM22 141V140H21ZM67 141V140H66ZM70 141V140H69ZM123 141V140H122ZM169 141V142H170ZM9 142H13V140L12 141H9ZM42 142V143H41ZM68 142V141H67ZM74 142V141H73ZM78 142V141H77ZM126 142V141H125ZM128 142V141H127ZM156 142V141H155ZM200 142H202V143H200ZM3 143V142H2ZM5 143V142H4ZM25 143V142H24ZM106 143H107V141H106ZM200 143V144H199ZM13 144V143H12ZM22 144V143H21ZM31 144H33V141H32V143ZM46 144V143H45ZM72 144V143H71ZM76 144V143H75ZM78 144V143H77ZM120 144H121V141H120ZM119 144V145H120ZM122 144H125L124 142L122 143ZM199 144V145H198ZM7 145V143H5V146ZM9 145V144H8ZM14 145H16L17 146V144H14ZM19 145V144H18ZM34 145V144H33ZM107 145V144H106ZM110 145V144H109ZM114 145V144H113ZM166 145H167V143H166ZM208 145H211L212 147L210 148L211 149V152L209 151V153H205V151H206V149H209V148H207V147H209ZM11 146V145H10ZM26 146V145H25ZM115 146V148H117L116 146H118L117 144L116 145H114ZM19 147V146H18ZM21 147V146H20ZM23 147V146H22ZM21 147V148H22ZM30 147V146H29ZM43 147V146H42ZM90 147H91V149H90ZM119 147H122L123 148V146H118V148ZM131 148H132V146H130ZM164 147V146H163ZM20 148V149H21ZM25 148V147H24ZM23 148V149H24ZM28 148V147H27ZM31 148V147H30ZM74 148V147H73ZM72 148V149H73ZM110 148V147H109ZM114 148V147H113ZM118 148L116 149V151L118 150ZM122 148H120V149H122ZM129 148V147H128ZM127 148V149H128ZM19 149V148H18ZM29 149V148H28ZM34 149V148H33ZM35 149H36V147H35ZM39 149V148H38ZM46 149H49V148H46ZM106 150L108 149V147L107 148H105ZM124 149V148H123ZM130 149V148H129ZM13 150V147L12 148H10L9 146H8V149H7V151H6V154L4 155L5 157H6V155H8V153H10L8 156L10 157V159H13V158H15L16 156H15V152L14 151H12ZM27 150V149H26ZM30 150H32V149H29V151ZM82 149H77V147H75L74 148V153L76 154V156H78L77 155V152L78 151H81ZM100 150H102V149H100ZM106 150H105V152H106ZM110 150L112 151V148H110ZM162 149H160V151H161ZM20 152L22 151V150H19ZM19 151H17V153H19ZM35 151V150H34ZM40 150H38V151H36V152H39ZM83 151V150H82ZM115 151V152H116ZM27 152V151H26ZM46 152V151H45ZM54 152V153H55ZM102 152H104V149H103V151ZM158 152H159V150H158ZM166 153H167V151H165ZM48 153V152H47ZM63 153V152H62ZM61 153V154H62ZM112 153V152H111ZM205 153V154H204ZM23 154V153H22ZM29 154V153H28ZM36 154V153H35ZM35 154H33L34 156H35ZM38 154V153H37ZM56 155L58 154V153H55ZM55 154H53V155H55ZM72 154V153H71ZM70 154V155H71ZM98 154H100V155H98ZM98 156H102V154L98 151ZM107 154V153H106ZM109 154H110V151H109ZM108 154V155H109ZM117 154V153H116ZM156 154V153H155ZM3 155V153L0 151V157ZM20 155H21V153H20ZM24 155V154H23ZM26 155H27V153H26ZM25 155V156H26ZM39 156H37V157H41L40 156V154H38ZM59 155V154H58ZM57 155V156H58ZM67 155V154H66ZM69 155V154H68ZM112 155H113V153H112ZM263 155V154H262ZM17 156H19V155H17ZM30 156V155H29ZM45 156H47V155H45ZM61 156V155H60ZM63 156H65V154L63 155ZM73 156H74V154H73ZM87 157H88V155H86ZM98 156L95 158V159H97L98 158ZM110 156H111V154H110ZM253 156H256V160H258L257 162H256V164L258 163V166H259V169L257 170V171H259L261 174V177H260V175H259V177L260 178H262L263 179V175H264V159L261 157V153H260V151H258L256 154H254ZM20 157V156H19ZM23 157V156H22ZM22 157H20V158H22ZM27 157V156H26ZM36 157V158H37ZM70 157V156H69ZM67 157V160H69L70 161V159L72 158V157ZM83 157H85L84 156V154H83ZM82 157V154H81V157H80V159H77V161L78 160H81L82 161V159H84ZM87 157H86V161H87ZM90 157V156H89ZM105 157V156H104ZM104 157H102V159L104 158ZM18 158V157H17ZM16 158V159H17ZM25 158V157H24ZM30 158V157H29ZM28 158V159H29ZM32 158V157H31ZM35 158V159H36ZM51 158V157H50ZM54 158V157H53ZM55 158H56V156H55ZM59 158V157H58ZM61 158H62V156H61ZM69 158V159H68ZM77 158V157H76ZM75 158V159H76ZM82 158V159H81ZM106 158H109L110 159V157H108L107 155H106ZM105 158V159H106ZM112 158L114 159V158H116L115 156L113 157L112 156ZM190 158H191V161H190ZM19 159V158H18ZM17 159V160H18ZM23 159V158H22ZM27 159V158H26ZM43 159V158H42ZM94 159V158H93ZM100 159V158H99ZM112 159V160H113ZM189 159V160H188ZM240 159V161L242 162V164H241V167H243L244 165H247V163H246V161L245 160H243V159H241V158H239ZM14 160V159H13ZM13 160H12V162H13ZM17 160H15L14 162H17ZM24 160V159H23ZM38 160V159H37ZM44 160V159H43ZM53 160V159H52ZM56 160V159H55ZM59 160V159H58ZM63 160V159H62ZM65 160V162H66V158L64 159ZM85 160V159H84ZM89 160H91V159H89ZM107 160V159H106ZM112 160H109V161H112ZM115 160V159H114ZM140 159H138V161H139ZM154 160H155V158H154ZM186 160V161H185ZM189 162H188V161ZM22 161V160H21ZM47 161V160H46ZM76 161V160H75ZM76 161V162H77ZM101 161V160H100ZM100 161L98 160V162H99V164H100ZM108 160L107 161H104V159H103V163L102 164H104V163H107V162H109ZM121 162H122V160H120ZM151 161V160H150ZM253 161V160H252ZM7 162H9V159L7 160ZM19 162H20V159H19ZM18 162V163H19ZM43 162V161H42ZM75 162V163H76ZM79 163H80V161H78ZM88 162V161H87ZM92 162V164H91V166L93 165V161H91ZM90 162V163H91ZM115 162V165L114 166H121L122 165V163H121V165H116V161H114ZM118 162V161H117ZM147 163H148V161H146ZM145 161H141L140 160V163H141V166H142V164L144 165V163H146ZM11 163V162H10ZM28 163V162H27ZM26 162H25V164L24 163H22V164H24L23 165V167L21 168V170H20V173L22 172V177H25V179L27 178V176L25 175V173L24 172H27V173H29V171L31 170V169H28L27 167H26V165L28 166V164H27ZM48 163V162H47ZM58 163V162H57ZM64 163V162H63ZM68 162H66L65 163V165L67 164ZM73 162H71V164H72ZM82 163V162H81ZM85 163V162H84ZM89 163V162H88ZM90 163L89 164H86V165H88V166H90ZM112 163V162H111ZM111 163H109V166H111L110 164ZM146 163V164H147ZM205 163V161L203 162V164ZM234 163H236V162H234ZM233 163V165H235ZM253 163H254V161H253ZM21 164V163H20ZM30 164V163H29ZM70 164V165H71ZM97 164V163H96ZM113 164V163H112ZM118 164V163H117ZM120 164V163H119ZM138 164H139V162H138ZM138 164H136V165H138ZM255 164V163H254ZM15 165V164H14ZM59 165H60V163H59ZM68 165H69V163H68ZM84 165V164H83ZM253 165V164H252ZM20 165H18V167H19ZM24 166H25V168H24ZM41 166V165H40ZM74 166V165H73ZM72 166V167H73ZM80 166H82V165H80ZM102 166H104V165H102ZM106 166V165H105ZM195 166H196V164H195ZM240 166V165H239ZM256 166V165H255ZM30 167H31V165H30ZM42 167V166H41ZM43 167H44V164H43ZM76 167H77V165H76ZM84 167V166H83ZM82 167V169H84ZM93 167L94 166H92V171H93ZM100 167H101V164H100ZM99 167V168H100ZM112 167H113V165H112ZM111 167V168H112ZM124 167V166H123ZM140 167V165H138V168ZM245 167V166H244ZM50 168V167H49ZM66 168V167H65ZM68 168H69V166H68ZM68 168H66V170L68 169ZM74 168H75V166H74ZM107 168H108V166H107ZM106 168V169H107ZM122 168V167H121ZM121 168H120V170H121ZM125 168V167H124ZM141 168H143V167H141ZM140 168V169H141ZM191 168V169H190ZM193 168H194V172H195V167L193 166ZM254 168H256V167H254ZM41 169V168H40ZM70 169V168H69ZM77 170H75L76 171V173H77V171H78V167L76 168ZM81 168L79 167V170H80ZM87 169V168H86ZM94 169H98L97 168V166L94 168ZM101 169V168H100ZM99 169V172L101 173V170ZM105 169V168H104ZM104 169H102L103 171H104ZM106 169H105V171H106ZM140 169H139V171H140ZM35 170V169H34ZM66 170H63V171H65V172H67ZM72 170V169H71ZM85 170V169H84ZM108 170H109V168H108ZM136 170V169H135ZM138 170V169H137ZM32 171V170H31ZM88 171H89V169H88ZM124 171V170H123ZM189 171H190V173H189ZM33 172V171H32ZM71 172V171H70ZM79 173L78 174H80V172H81V170L80 171H78ZM96 172H97V176H96V178H99L98 177V171L96 170ZM192 172H193V170H192ZM18 173H19V171H18ZM44 172H42L41 174H43ZM50 173V172H49ZM64 173V172H63ZM85 173V172H84ZM87 173V172H86ZM85 173V174H86ZM89 173V172H88ZM256 173V172H255ZM258 173V172H257ZM45 174V173H44ZM48 174V173H47ZM55 174H57V173H55ZM72 174V173H71ZM74 174V173H73ZM78 174H74V175H76V176H78ZM96 174V173H95ZM94 174V175H95ZM138 173H136V171H134V173H132V176H130V180L128 181V182H133V181H135L136 180V178L137 177H134V176H136ZM259 174V173H258ZM28 175V174H27ZM32 175V174H31ZM38 175H39V173H37L36 174V176L38 177ZM54 175V174H53ZM62 175V174H61ZM67 175H69L68 173H67ZM81 175V174H80ZM83 175V174H82ZM106 174H102L101 176H105ZM191 175V176H192ZM256 175V174H255ZM33 176H35V175H33ZM32 176V177H33ZM35 176V177H36ZM47 176V175H46ZM64 176H66V175H64ZM71 176V175H70ZM76 176H73L74 177V179H77V178H75ZM92 176V175H91ZM107 176V178H108V175H106ZM29 177V176H28ZM34 177V178H35ZM43 177V176H42ZM41 177V178H42ZM49 177V176H48ZM53 177V176H52ZM55 177V176H54ZM68 177V176H67ZM67 177H65V179L67 178ZM90 177V176H89ZM70 178V177H69ZM85 178V177H84ZM91 178V177H90ZM95 178V179H96ZM44 179V178H43ZM71 179H73L72 177H71ZM79 179V178H78ZM92 179V178H91ZM91 179H90V181H91ZM95 179H93V181H95ZM29 180V179H28ZM27 179H26V181H28ZM31 180V179H30ZM29 180V181H30ZM48 180H50V179H48ZM48 180L46 181V182H44V183H48ZM52 180H54V179H52ZM67 180V179H66ZM82 180H84V179H82ZM87 180H88V178H87ZM35 181H39L38 179L36 180L35 179ZM51 181V180H50ZM77 181V180H76ZM79 181H80V179H79ZM89 181V180H88ZM87 181V182H88ZM39 182H41V181H39ZM70 182V181H69ZM69 182L67 181V183L69 184ZM29 183V182H28ZM35 183H37V182H35ZM55 183H56V181H55ZM61 183H63V182H61ZM71 183V182H70ZM79 183V182H78ZM81 183V182H80ZM79 183V184H80ZM54 184V183H53ZM74 184V183H73ZM78 184V185H79ZM88 184H90V183H88ZM48 185V184H47ZM64 185V184H63ZM77 185V184H76ZM91 185V184H90ZM92 185H93V183H92ZM91 185V186H92ZM263 185H264V183H263ZM40 186H42V188H43V185H39V187ZM44 186L45 187H47L45 184H44ZM50 186H52V184L50 185ZM50 186H48V187H50ZM54 186V185H53ZM59 186H61V185H59ZM38 187V186H37ZM36 187V188H37ZM72 188L74 187V186H71ZM70 187V188H71ZM261 187V186H260ZM41 188V187H40ZM57 188V187H56ZM62 188H63V186H62ZM65 188V187H64ZM70 188L68 187V189L70 190ZM76 188V187H75ZM74 188V189H75ZM78 188V187H77ZM79 188H81L80 186H79ZM78 188V189H79ZM89 188V187H88ZM195 188H197V187H195ZM35 189V188H34ZM39 189V188H38ZM45 188H43L42 189V191L44 190ZM47 189V188H46ZM73 189V190H74ZM83 189V188H82ZM93 189H94V187H93ZM117 189V188H116ZM256 189H258L259 190V188H256ZM262 189V188H261ZM36 190V189H35ZM34 190V191H35ZM57 190V189H56ZM64 190V189H63ZM62 190V191H63ZM66 190V189H65ZM72 190V189H71ZM72 190V192H74ZM95 190V189H94ZM194 190H197V194L198 195H200L202 192H201V190H198V189H194ZM41 191V193H43ZM47 191H50L49 189H47ZM60 191V190H59ZM75 191H76V189H75ZM82 191V190H81ZM91 191V190H90ZM96 191H97V189H96ZM45 193H46V191H44ZM54 192V191H53ZM70 192V191H69ZM69 192H67V196H68V194H69ZM83 192V191H82ZM261 192H264V191H261ZM45 193H43V194H45ZM48 193V192H47ZM58 193V192H57ZM63 193V192H62ZM72 194V193H71ZM76 194V193H75ZM80 194H82V193H80ZM79 194V195H80ZM263 194V193H262ZM46 195V194H45ZM74 195V194H73ZM83 195V194H82ZM53 196V195H52ZM59 196V195H58ZM63 196V195H62ZM65 196V195H64ZM72 196V195H71ZM112 196H116L115 194H112ZM253 196V195H252ZM251 196V197H252ZM255 196H258V194H256ZM254 196V197H255ZM260 196V195H259ZM43 197V196H42ZM41 197V198H42ZM66 197V196H65ZM70 197V196H69ZM75 197V196H74ZM247 197V196H246ZM45 198H46V196H45ZM59 198V197H58ZM256 198V197H255ZM263 198V197H262ZM262 198H261V200H262ZM43 199V198H42ZM60 199H61V196H60ZM62 199H63V197H62ZM65 199H68V197H66ZM82 199V198H81ZM245 199V198H244ZM258 199H259V197H258ZM57 200H59V199H57ZM87 200V199H86ZM243 200V199H242ZM256 201H257V198L255 199ZM264 200V199H263ZM43 201H44V199H43ZM65 201H67V200H65ZM64 201V202H65ZM77 201H78V199H77ZM246 201V200H245ZM248 201V200H247ZM259 201V200H258ZM254 202L253 200L252 201H250V202H246V204L247 203H250V208L249 207H246L244 210H242V212H241V217H240V219L239 220H241L242 222H244L242 225L241 224H239V222L236 220V224H235V226H234V224H233V227L235 228V230H237V232L238 231H240L241 232V234H243V236L244 237H246V238H248L247 240H249V241H247V243H248V245H249V249L247 250V253H244V251H246V250H244V248H243V243L241 242V241H244V240H241L240 239V241L237 239L238 238V235H237V237L235 236V234L234 235H232L231 234V231L233 232V230H227V228L229 229H232L231 227H229V225H228V227H225V226H222V224H223V222L224 223H226L225 221H227L226 219H228V218H230V216H231V214H230V216L228 217V215H227V217L226 216H223V215H221L222 216V218H224V217H226V219H225V221H223V219L221 218V220L223 221L222 222V224H218L219 226H215V224H214V221L213 220H211V221H213V223L211 222V224H209L210 222H207L210 226L213 224L214 226H215V228H213V231H214V233L212 234V232L210 233V235L212 234V235H215L216 237L215 238H212V243H211V238H209V239H205L207 242H210V243H203L202 245L204 246V245H206L207 244V250L205 249L206 248V246H205V250L208 252V253H205L204 252V249H203V256H201V261H199L201 264H203V262L204 263H206V262H208V260H211L212 262H213V264H223L224 262H221L220 260L221 259H219V258H221V256L219 257L218 255H219V252H224L223 250H225V249H223L222 251H220V249H222V245H221V242L224 240V237H228V239H229V245H228V247H229V250L227 249L228 247H227V245H226V249H227V252H228V256H227V258L228 259H232V258H234L235 259V257H237L238 258V255H242L241 257H244V256H249V257H252L253 256V251L258 247V246H260V244L261 245H263L262 244V242H261V238H262V232L260 231L261 230V228L260 229H257V227H255V228H252L251 226H252V224H250V222L253 220L252 218V216H254L253 214L254 213H260L261 211H264V205H263V202ZM35 202V203H34ZM45 202V201H44ZM60 202V201H59ZM62 202V201H61ZM60 202V203H61ZM69 202H71V201H68V203ZM73 202V201H72ZM108 202V196L107 195H100V200H99V203H107ZM66 203V202H65ZM65 203H64V205H65ZM56 204H58V201H57V203ZM63 204V203H62ZM72 204V203H71ZM75 204V203H74ZM90 204V203H89ZM158 204V205H157ZM66 205H67V203H66ZM249 205V204H248ZM55 206V205H54ZM58 206H62V205H58ZM67 206H69V205H67ZM80 206V205H79ZM198 205H196L195 207H194V215H198V213L199 212H202V211H204L203 209H198V208H196ZM81 208L83 207V206H80ZM242 207V206H241ZM240 207V208H241ZM68 208V207H67ZM76 208V209H75ZM85 208V207H84ZM128 208H129V210H130V212H131V214L133 215H128V212H127V210H128ZM238 209V210H241V209ZM15 209V208H14ZM20 211V213H19V211ZM80 209V208H79ZM60 210H61V208H60ZM59 210V211H60ZM63 210V209H62ZM83 210V209H82ZM128 210V211H129ZM208 210H209V208H208ZM235 209H233V211H234ZM252 210H254V211H252ZM151 211V212H152ZM211 211V210H210ZM204 211V213L206 214V212L208 213L209 212V214L212 212L213 213V211ZM237 211V210H236ZM9 212V213H8ZM39 212V213H38ZM238 212V211H237ZM234 213L233 215H236V219H237V215H238V213ZM37 213V214H36ZM46 213V214H45ZM98 213V212H97ZM211 213V214H212ZM48 214V215H47ZM50 214V215H49ZM209 214H206V215H208V217L206 216H204L205 218H209ZM214 214V213H213ZM34 215H36V216H34ZM37 215H40V216H38L37 217ZM136 215V216H135ZM216 215V214H215ZM256 215V214H255ZM261 215H262V213H261ZM145 216V215H144ZM257 217H255V218H258V219H260L259 218V216L258 215H256ZM33 217H35L34 218V220H30V218H33ZM84 217V218H83ZM143 217V216H142ZM197 217H199V215L197 216ZM212 218L214 217V216H211ZM211 217H210V219H211ZM220 217V216H219ZM219 217H217L216 219H219ZM239 217V216H238ZM44 218V219H43ZM201 218H203L202 216H201ZM204 218V219H205ZM233 218V217H232ZM232 218H230V221L232 220ZM38 219V220H37ZM85 219V220H84ZM215 218H214V220H216ZM258 219H254V220H258ZM189 220V219H188ZM191 220V219H190ZM220 220V219H219ZM218 220V221H219ZM234 221H235V219H233ZM264 220V219H263ZM39 221V222H38ZM217 220H216V222H218ZM234 221H233V223H234ZM21 222H24V223H26V224H22L21 225ZM38 222V224H36ZM47 222H49L50 224H48ZM190 222V221H189ZM188 222V223H189ZM206 222V221H205ZM205 222H204V224H205ZM215 222V223H216ZM232 222V221H231ZM260 222V221H259ZM258 222V223H259ZM63 223V224H62ZM219 223V222H218ZM227 223H229V222H227ZM257 223V222H256ZM256 223H255V225H256ZM258 223H257V225H258ZM260 223H264L263 221L262 222H260ZM259 223V224H260ZM39 224L41 225V226H46L47 227V224L50 226L51 225V227L49 228L48 227V229H46V231L44 232V230H42L40 227H39ZM169 223H167V225H168ZM232 224V223H231ZM250 224V225H249ZM253 224H254V222H253ZM262 224H260V226L262 225ZM207 225V224H206ZM209 225H207V227L209 226ZM212 225V226H213ZM223 225H225V224H223ZM254 225V226H255ZM56 226V227H55ZM164 226V225H163ZM202 226H203V228H204V225L202 224ZM201 226V227H202ZM253 226V227H254ZM264 225H262V227H263ZM61 227H62V229H61ZM166 227V226H165ZM56 228V229H55ZM211 228V227H210ZM44 229H45V227H44ZM163 229V231H164V228H162ZM201 230H204L203 232H205V230H206V228H204V229H202V228H200ZM263 229H264V227H263ZM262 229V230H263ZM62 230V231H61ZM174 230V229H173ZM210 230V229H209ZM212 230V229H211ZM82 232V234L84 235L83 237H81V238H79V236H81L82 234H81V232ZM176 232H177V230H175ZM179 231V230H178ZM200 231V230H199ZM207 231V230H206ZM166 232V231H165ZM175 232V233H176ZM195 232H197L196 230H195ZM195 232H193V235H194V233ZM201 232V231H200ZM236 232V233H237ZM240 232L239 233H237V234H240ZM54 233V234H53ZM172 233V232H171ZM181 233V232H180ZM180 233L178 234V235H180ZM198 233V232H197ZM196 233V234H197ZM207 233H208V231H207ZM234 233H235V231H234ZM195 234V235H196ZM201 234V233H200ZM168 235V234H167ZM166 235V236H167ZM169 236V235H168ZM171 236V235H170ZM184 236H185V234H184ZM202 236H203V234H202ZM264 236V235H263ZM181 237H182V239L184 238L183 237V235H181ZM204 237V236H203ZM209 237V235L207 236V238ZM212 237H214V236H212ZM167 238V237H166ZM205 238H206V236H205ZM245 238V239H246ZM169 239V238H168ZM168 239H167V241H168ZM171 239V238H170ZM181 239V240H182ZM201 239V238H200ZM203 239L204 238H202L201 239V241H203ZM225 239H227V238H225ZM263 239H264V237H263ZM205 240H204V242H205ZM210 240V241H209ZM214 240H216V242H214ZM171 241H172V239H171ZM170 241V242H171ZM177 241H178V238H177ZM225 241V240H224ZM169 242V241H168ZM167 242V243H168ZM173 242V241H172ZM171 242V243H172ZM179 242V241H178ZM178 242H177V245H178ZM228 242V241H227ZM226 242V243H227ZM264 242V241H263ZM184 245V248H186L187 246H188V244L186 243V242H182ZM176 244V243H175ZM181 244V243H180ZM201 244V243H200ZM177 245H175L176 247H178ZM168 249H169V243H168ZM171 246H173V244L171 245ZM175 246H173V247H175ZM203 246H202V248H203ZM98 247H100L101 249H103V250H105V251H102V252H100L99 250H98ZM172 247V248H173ZM190 247V246H189ZM264 247V246H263ZM179 248V247H178ZM174 249V248H173ZM177 249V248H176ZM169 250H171V249H169ZM57 251V252H56ZM173 251V250H172ZM178 251H180V250H178ZM184 251V250H183ZM182 251V252H183ZM187 251L189 252L190 251V253H187V254H189V257H188V261H189V259H190V254H192V257H191V260H193L192 262H197L198 263V258H197V256H196V258H195V256H194V254L196 255L197 253H198V251L197 250H195L194 248H191V249H187ZM219 251V252H218ZM226 251V250H225ZM54 252V253H53ZM171 252V251H170ZM195 252V253H194ZM53 253V254H52ZM98 253V254H99ZM225 253V252H224ZM224 253H222V254H224ZM200 254H201V252H200ZM199 254V255H200ZM198 255V254H197ZM221 255V254H220ZM225 255V254H224ZM244 255V256H243ZM160 256H162V255H160ZM187 256V255H186ZM185 255H184V257H186ZM170 257V256H169ZM168 257V258H169ZM226 257V255L223 257V258H225ZM182 258V257H181ZM200 258V257H199ZM170 259V258H169ZM187 259V257L185 258V263H186V260ZM168 259H166V257H164V256H162L161 257V263H160V261L159 262H156L157 264L158 263H160V264H162V261H167ZM173 260H175V259H173V257H172V259H170L169 261L170 262H168V263H173L174 261ZM233 260V259H232ZM237 259H235V261H236ZM178 261V260H177ZM180 261V260H179ZM223 261V260H222ZM227 261V260H226ZM226 261H225V263H226ZM229 261V260H228ZM231 261V260H230ZM238 261V260H237ZM191 262V261H190ZM232 262L233 261H231L230 263L232 264ZM155 263V264H156ZM199 263V264H200ZM229 263V262H228ZM237 263V262H236ZM173 264H175V263H173ZM182 264V263H181ZM193 264V263H192ZM233 264H234V262H233Z\"/></svg>",
	"mask_w": 264,
	"mask_h": 264
}]
</instances>
